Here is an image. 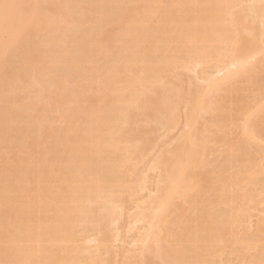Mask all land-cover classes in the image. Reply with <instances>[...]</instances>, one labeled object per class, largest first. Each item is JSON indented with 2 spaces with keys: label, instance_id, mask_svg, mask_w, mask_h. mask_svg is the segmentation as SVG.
<instances>
[{
  "label": "rangeland",
  "instance_id": "374dc122",
  "mask_svg": "<svg viewBox=\"0 0 264 264\" xmlns=\"http://www.w3.org/2000/svg\"><path fill=\"white\" fill-rule=\"evenodd\" d=\"M36 0H23L22 1V3H20V5H19V9L18 10H25V12H27V10H29L30 8L29 7H31V8H33V9H30L29 11H33V13H37L38 15H41V19L39 18V20H41V21H43L42 23L38 20V21H36V20H34L33 21V23H35L34 24V26H32V24L29 26L28 24H27V22H25V20L26 19H24L23 20V22H21V23H19V24H17V25H15L14 26V28L12 29V30H10L9 32H5V34H7V33H10V34H7V35H5V34H3V33H1V35H0V44H1V46H3V50H2V52H1V54H0V56H2L0 59L2 60L1 62L2 63H0L1 65H0V68H1V70H2V68H3V72L1 71V73H0V75L2 76V77H0V82L2 83V81H3V83L4 84H0V86H1V88H0V123L2 122V124H0V132H1V130L3 131H5V129H4V127L6 128L8 125H6V126H4L5 124H3L4 123V121L7 123L8 121H7V119H8V117H9V115H10V120L12 121V118H17V116H18V118H17V122L15 121L14 123H16V125L18 126H16V128L17 129H20L21 128V130H23V131H25L26 129V131L24 132V135L22 134V137L23 136H26L28 133H31L32 135H30V136H32V137H34V138H39V136H41L42 134V136L41 137H43V138H41L40 137V139H38V142H37V140L36 139H34V141L35 142H37V146L38 147H36V143L34 144L33 143V138L31 139V141H29V139H30V136H27V138H28V141L27 140H25V141H27V142H30L29 144L26 142L25 144H23L25 141L23 140L22 141V145L24 146H21V145H19L20 144V137H21V135H19L20 133H23V132H19V130H18V132H19V134H17V133H15L16 131L14 130V129H12L13 128V126H11V129H10V126H8L9 127V130H7L6 131V133H8V131H9V133H8V135L7 136H9V137H3V135L4 136H6V133L5 132H1L0 133V175H3L4 176V178L5 179H1L0 178V180L2 181V183H3V180H6V183H9V186H8V184H7V188L8 189H11L12 191H14V193H11L12 191L11 190H9L8 192V194L9 195H7L6 194V196H5V198H3L4 197V194L6 193H4L3 195H0L1 196V198H0V200H1V202H0V207H1V209H0V214L2 215V216H4V217H2L1 215H0V225H1V223H2V227H4L5 226V224H7L8 223V220H10V221H12V222H9L7 225H6V229L4 230V228H3V232L0 230V250H2L1 249V247H3L5 244L7 245V244H9V240H12L11 242H10V245L12 244V246H13V243H15L16 242V240L15 239H13V237L15 236L14 235V233H15V231H17V229L15 228V227H18L17 226V224L16 223H19V221H17V220H19L20 218V223L19 224H21V225H19V229H20V227H22L23 229H24V227H26L27 225L29 226V227H33V226H35V223H36V215H38V214H40V217H38V220L40 219V221L42 222V224H41V222H40V224L42 225V227L41 228H44V226L45 225H47V223L48 224H50V221H52L53 223L55 222V221H57L56 219V216H55V213H54V209H52V208H54L55 207V204L52 202V197H55V199L56 198H58V195L57 194H55L56 196H53V192L51 193L50 191H46V190H48L49 189V186L46 188V187H44L46 184V181L47 180H49V182L47 183V184H50L51 186H50V190H53V187H52V185H53V183L54 182H56L55 180H56V177H57V175L58 174H60V171H61V173H69V172H71V171H69V170H73L74 168L72 167V166H70V165H68V164H64V163H67V162H70V160L69 161H67L68 160V157L70 156V153H72L71 152V150L73 151V149L75 148V147H77V146H79V145H77V144H80L81 145V142L82 143H84V138L82 139V137H85L86 135H88L89 133L90 134H92V132L90 131H88V130H86V129H89L90 130V121L89 120H87L88 122H86L85 120L88 118V119H90V116H89V113H91V110H89L88 111V109H87V106H88V108L90 107L91 109H93V107H91L92 105L94 106V104L95 103H97L96 104V106H94L95 108H99V110L102 112V110H101V107H103L102 109L104 110V102L102 101L103 99H101V98H104V100L106 99V97H107V95H106V97H104L103 95L104 94H107L105 91H103L104 90V87L103 88H101L102 86H104L103 84H104V82H105V72H106V69H105V62H108V61H110L109 59H108V61H107V59L106 58H104V57H106L105 55H103V53H105V52H101L100 53V50H99V47H102V45H103V47L102 48H106L107 47V49L109 48L110 50H113L116 46L114 45V44H116V39H118L120 36V28L118 27V25L116 26L115 24H113V23H116L117 24V22H111V23H109V22H107V23H109L108 25L107 24H105L103 27H102V33L101 32H99V36L97 37V39L96 38H94L93 39V41H91V38L92 37H90L89 38V36L87 37V35H91V33H93V31H90V30H93V29H95V22L97 23V21L99 20V17H97L98 15L95 13V10H93V8L95 7H93V4H88L86 1L87 0H85V2L83 1V0H74V1H69V0H65V3H64V0H37L36 2H35ZM39 1V2H38ZM83 1V2H82ZM120 1H122V0H120ZM125 2L127 1V0H124ZM129 1V0H128ZM126 2L127 4H125L124 5V8H126V7H128V6H126V5H128L129 4V2ZM134 1V2H133ZM164 1H168V0H131L130 1V6L129 7H131V10L130 9H128V16L126 17L125 16V18H124V20L126 21V20H128V17H129V15L131 16V15H133V13H134V10L136 9H139V8H143L144 6L145 7H147L148 8V6H149V8H150V11H151V9H153V8H156L155 10H156V12H153V10L151 11L152 13H150L149 14V16L150 17H148V19H147V21H149V22H147V25L146 26H144L143 28H142V33L140 34V37H138L140 40H138L137 39V42L135 43L137 46L138 45H140L138 48H140V51L139 50H137V46H134V44H131L130 43V45L131 46H134V47H131L130 45H128V46H130V48H128V47H123V45H125L126 43L125 42H130V40L128 41V39L127 40H124L123 42H121V40L119 41V39L117 40L118 41V45L120 44V46L118 47V48H120L121 46H122V50H124L125 49V53H126V55H127V57H129L130 56V54L131 55H135V51L133 50V48L134 49H136L137 50V54H143L142 55V58L146 55V54H144V53H140L141 51L143 52V50L144 51H146L150 46H149V44L148 43H151V46L153 45V42H152V40H153V32H154V27L156 28V26H157V22H158V20H160L159 19V16L162 14L161 12L165 9V7H166V5L168 6L170 3L172 4V3H174L173 1H175V0H170V2L167 4H165L164 3ZM195 1H197V0H195ZM199 1V0H198ZM202 0H200V2H198L197 4V6H202V3H203V1L201 2ZM244 1H245V3H244ZM251 1V0H250ZM249 0H241L240 2H239V4L237 3V4H235V5H233L232 7H231V9L229 8V10H228V13L229 14H231L233 17H232V19L234 18V20L232 21V19H231V16L227 13V18L225 17V22H224V24H225V27H226V29L228 30V32H232V33H229L228 34V39L226 38V45L224 44V41L223 42H220L219 44H220V46H219V44H215V43H213V42H211V41H209V40H204L205 42H207V43H205V42H202L203 43V45H201L200 43V45L199 44H197V43H195V42H193V41H188V39H186V41H188V42H186V44H184L183 43V46H185L184 47V49H183V47L182 48H180V49H182L183 51L181 52H179L178 53V51L179 50H177V48L176 47H174L173 46V39H172V37H166V39H165V37H163L162 36V34H160V33H156V34H158V35H156L158 38H161V39H163V41H162V45H160V44H158V45H160V46H162V47H159L160 48V50L163 48V50L165 49V47L167 46L168 48H169V51H168V59L170 60L169 61V63L170 64H172L173 63V61L174 62H176V64H175V69L174 70H172V72L170 71V70H168V72H165L164 71V73L163 72H159V73H157V79H156V81L157 80H161L162 81V79L164 78V79H166V77H167V79H166V83H164V80L161 82L160 80V82L159 83H156L157 84V86H156V92L154 93V94H152V96L153 97H151L150 95V97H148V94L147 93H145L144 92V90L147 92V88H149L150 87V85H151V87H152V84H149V82L146 80V76L144 77V74L141 72V66H136L134 69H133V67H132V69L134 70V71H136L135 72V77H134V71L132 70V73L130 74V77H127L128 79H132V77H134V78H138L139 80H140V82H139V80L137 81V82H135V84L133 85L134 86V88H132V90H130V91H132V92H134V93H129V94H134V95H138L139 93V95H140V97L142 96V95H144L145 97H147V99L149 98V104L150 105H152L153 106V109L154 110H156L155 109V107H157V105H158V102L156 103V101H157V98H159V100L158 101H160V95H161V99H165V96H168V97H170V95L172 96L173 95V97L174 98H172L171 97V99H169L168 97H166V99H169V101H171V100H175V101H172V102H170L171 103V107L172 106H174L175 108H171V115H172V117H173V119L170 121V123H168V125H167V129H164V128H166V125H163V126H161L162 125V123H154L153 122V120L152 119H150L151 117H152V111H153V109H152V106H150L149 104V111H151L150 113H148L147 111L148 110H146L145 112L148 114V117L150 116V118H146V116H145V112H143L141 109H136V108H132V109H134V110H130V112H129V116H128V118L126 119V121H125V125L123 124V125H121V126H119V128H117L116 127V129H118V130H114V129H112V131H113V136H114V133L115 132H117L116 134H115V136H117V138L115 137H112V135L110 134V133H112V131H110V130H105V128L104 129H102L103 130V133L102 134H104V136H106L107 135V133L109 132V134L111 135V138L113 139L114 138V141H116V139L117 140H119L120 139V137H121V135H124V133H125V131H126V133H125V137L126 136H128V138L126 137H124V136H122L121 138L122 139H120L119 141H122L123 140V143L122 142H117L116 141V143H118V144H116L117 145V147H113V146H111V148H113V149H111L110 148V146L108 145H106L105 147H103L102 148V156L104 157V158H106L107 156H109V157H107V158H109V159H107L106 158V160H112L111 162L112 163H117V164H115V166H116V168H117V170H119L118 172H119V174L121 175V178H120V176L118 177V180L120 181H118V185L116 184V186H115V188H114V186L112 187V185L109 183V184H107V183H105V184H103V187H105V188H108L109 186L111 187V194H112V190H113V198H110V206L113 208V210L115 211V214H114V216H112L113 215V212L114 211H112V215L110 216V217H112L113 218V220L110 218V220H109V226H110V228H109V226H108V228L110 229V233L111 234H109V231H108V229H107V231H108V234H107V232L105 231V232H102V231H100V232H102L101 234H99L100 232H99V229H97V228H94V231L91 229V227L89 228V227H87L88 225H87V223H81V222H77V221H74L75 223H73L72 224V228L74 227V230H72V235H70L71 236V238L70 237H68L67 239L70 241H74V242H69V241H67V242H69V243H67V242H65L64 243V246H65V249H70L71 250V252H72V254H68V255H66V253H65V251L63 252V249L61 248V247H64L62 244V246H60V248H57V251H58V249H59V251L57 252V257L59 256V255H61V256H59L58 258L60 259V258H62L63 256H62V253H63V255H65V257L66 256H69V258H70V260L68 259L67 260V258H66V261L67 262H69L70 261V263L69 264H72V263H74L73 261H75V263L74 264H108V263H110V264H140V262H141V264H143V261H144V256H143V258L141 257L142 255H144V254H141V253H143V251H142V249L143 248H145V245H147V244H149L150 242V251H148L147 253L149 254H147V253H145V254H147V256H149V258L151 259V261L154 263V261H155V263L154 264H170V263H168L167 262V260L166 259H164V260H161L160 258L162 257V253H164L163 251L165 250V248H163L162 247V244H161V247H159V253L157 254L156 253V247L154 248V246H157L156 245V242L154 241V239L152 238V237H150V236H146V231L148 232V230H145V229H148L149 227L151 228L152 227V225H154L155 224V222H156V220L153 218V211H152V208H151V206L148 204V206L146 207V206H143V205H147L146 203H148L149 201H151V200H149V199H152V197L154 198V196L156 195V197L158 196L156 193L158 192V189L162 186V173H161V171H162V168H164L166 165H164V164H167L173 157V154H175L176 152H178V150L180 149V147H181V143H179V142H183L182 140H184V136H186L187 134H189L190 133V135H192V137L194 138V136H196L197 137V133H198V135H199V141H200V145H199V143L196 141V140H198V139H193L194 141H196L195 143L196 144H198L197 146H196V144H195V146L194 145H192V147H191V149L192 150H196V149H199V150H201V148H200V146H202V147H204V146H206V144L208 143V145H210V147L209 146H207V147H205L204 149L206 150L205 151V160L203 159V160H201L200 161V163L202 162L203 163V161H204V163H203V165L202 164H200V165H202V167H199L198 165V167L197 168H199V169H197L196 167H195V172L197 171V170H199L198 172H201V173H199V174H197V173H195L194 171H193V169H192V172H193V174H192V172L190 173V171H189V181L190 180H192L191 182H192V184H194V183H198L199 182V187H197L198 188V190H197V188H196V193H193L191 196H193V198L191 197L190 199H193V201L194 202H197L196 200H197V198L198 197H201V199H200V201H198V203H191V205L189 204V200L188 199H186V200H184V198H183V196H180L179 194L177 195H175V196H173V198L171 199V200H173L172 202H170V204L172 203V205H170V207L168 206L167 208H166V210H165V214H164V216L162 215L161 217H162V219L160 218L159 219V221H160V224L162 223L163 224V227H164V229H163V231H164V233L163 234H160V236H159V238H158V240H159V242L161 241V240H165L166 239V241L168 242V240H169V242H170V240H171V237L169 238V236H168V234H170V236H175L176 235V233L175 232H177L176 230L177 229H179L178 231L180 232L181 230L182 231H185L186 230V232H190L191 231V226H192V222H190V218H193V217H191V216H189V215H191L192 214V216H193V211L191 210V208L193 209L194 207L196 208V207H198L199 205V208H198V210H200V207H202L201 205H202V200L203 199H205L206 201H208V202H206L205 200H204V203H208V204H205L204 206H206L205 207V210H206V212H208V211H210L209 212V215H210V213H212L211 211L213 210V213L215 214V205L216 204H218V205H216V210H217V213L219 212V214H225V217H224V220H226V219H228V220H226V221H229V222H224V224L225 223H227V224H225L226 225V227H225V229H224V234H220V236H219V234H211V233H209L210 235V237L213 235L214 237H215V241L214 240H212L210 243H207V246H211V249L209 248L204 254H203V260H202V262H201V264H203V263H205L206 262V264H260L261 262V264H264V172L262 171L263 170V166H264V164H263V166H262V164H260V167L259 168H257L256 169V167L257 166H259V162L261 163H264L263 162V158H264V109L262 108L263 106H264V9H262L261 10V8H264V0H254V1H251L250 2ZM257 1V2H256ZM260 3H259V2ZM28 2V3H27ZM30 2H32V3H30ZM63 2V3H62ZM67 2V3H66ZM132 2V3H131ZM36 3V4H35ZM50 3V4H49ZM80 3V4H79ZM85 3V4H84ZM137 3V4H136ZM142 4V6H141V4ZM52 4V5H51ZM54 4V5H53ZM58 5V6H56V5ZM64 4V5H63ZM66 4V5H65ZM77 4V5H76ZM83 6H82V5ZM133 4V5H132ZM136 4V6H134ZM139 4H140V6H139ZM154 4H156V6L154 5ZM160 4V5H159ZM170 4V5H171ZM255 4V5H254ZM258 4V5H257ZM35 5V6H34ZM158 5H159V7H163L162 9H160V8H158ZM244 5H246V6H244ZM248 5V6H247ZM254 5V6H253ZM258 7H257V6ZM22 6V8H20ZM36 6H37V8L38 9H36ZM61 6V8H59ZM88 6V7H87ZM91 6V7H90ZM126 6V7H125ZM150 6H155V7H153V8H151ZM165 6V7H164ZM234 6H236V7H234ZM244 6V7H243ZM35 7V8H34ZM90 7V8H89ZM128 7V8H129ZM240 7V8H239ZM254 7L256 8V10H254ZM261 7V8H260ZM24 8V9H23ZM43 8V9H42ZM51 8V9H50ZM68 8V9H67ZM80 8V9H79ZM232 8H233V10H232ZM235 8V9H234ZM253 8V9H252ZM258 8V9H257ZM40 9V10H39ZM58 9V11H56ZM60 9V10H59ZM66 9H67V11H66ZM79 9V10H78ZM91 9V10H90ZM127 9V8H126ZM160 9V12L158 11L157 12V10H159ZM17 10V13L18 12H20L19 14V16H24V15H22V12L21 11H18ZM69 10V11H68ZM89 10V11H88ZM130 10V11H129ZM148 10V9H147ZM154 10V11H155ZM239 10V11H238ZM246 10V11H245ZM259 10H260V12H259ZM35 11H37V12H35ZM38 11H40V14H39V12ZM56 11V12H55ZM80 11H81V13H80ZM86 11V12H85ZM92 11V12H91ZM232 11V12H231ZM254 11H255V13H254ZM24 12V13H25ZM43 12V13H42ZM64 12V13H63ZM67 12V13H66ZM90 12V13H89ZM251 12H253V13H251ZM56 13H58V14H56ZM65 13H66V15H65ZM84 13H86V14H84ZM132 13V14H131ZM157 13H158V15H157ZM190 14H191V12H189ZM235 15H234V14ZM239 13V14H238ZM243 13V14H242ZM247 13V14H246ZM251 13V14H250ZM37 14H34V16H36ZM56 14V15H55ZM62 14V15H61ZM160 14V15H159ZM188 14V13H187ZM186 14V15H187ZM238 15V17L240 16V17H242V16H245V18H238L239 20V22L241 21V24H239V22L236 20V18H237V15ZM245 14V15H244ZM250 14V15H249ZM261 14V15H260ZM51 15V16H50ZM59 15H61V17H59ZM155 15V16H154ZM192 15V14H191ZM190 15V17L189 16H186L185 17V21H187V20H189L188 18H190V20L189 21H187L188 22V24H190L193 20L192 19H194L192 16ZM242 15V16H241ZM250 17H249V16ZM29 16V19L31 18L30 16V14L28 15ZM50 18H49V17ZM81 16V17H80ZM85 16V17H84ZM262 16V17H261ZM40 17V16H39ZM45 17V18H44ZM52 17V18H51ZM65 19H64V18ZM76 17H77V19H76ZM236 17V18H235ZM251 18V19H248L247 20V18ZM257 17V19H255ZM54 18V19H53ZM59 18H60V20H59ZM61 18H63V20L61 19ZM82 18V19H81ZM152 18V19H151ZM157 18V19H156ZM253 18L255 19L254 21H252L253 20ZM51 19V20H50ZM73 20V22H72V20ZM228 19V20H227ZM242 19V20H241ZM258 19H261V20H258ZM58 22H57V21ZM81 22H80V21ZM152 20V21H151ZM192 20V21H191ZM245 20V21H244ZM251 20V21H250ZM51 21V22H50ZM62 21V22H61ZM63 21L65 22V23H63ZM88 21H89V23H88ZM125 21H124V23H125ZM234 21H236L239 25H240V27H242L241 29H240V31L238 30L240 27H239V25L237 24L236 26H238L239 28H237L235 25H232V23L234 22ZM242 21H244V23L245 22H247V23H245V27L242 25ZM257 21V22H256ZM37 22V23H36ZM49 22V23H48ZM74 23V24H72V23ZM92 22V23H91ZM123 22V21H122ZM187 22H186V24H187ZM190 22V23H189ZM228 24H227V23ZM236 22L234 23V24H236ZM251 22H254L255 24H256V26H254L253 27V25H255L254 23L252 24ZM39 23H40V25L41 26H39ZM48 23V24H47ZM57 23V24H56ZM75 23L76 24H78V26L77 25H75ZM94 23V24H93ZM22 24V25H21ZM27 24V25H26ZM55 24V26H53V25ZM61 24H62V26H61ZM88 24V25H87ZM123 24V23H122ZM246 24H247V26H246ZM18 25H19V27L21 28H19L18 27ZM25 25V26H24ZM38 25V28L36 27V26ZM48 25V26H47ZM57 25V26H56ZM86 25V26H85ZM89 25H91V27H92V25H93V29H91V27L89 26ZM230 27H229V26ZM249 25H251V30H250V33H252L253 31V29L255 30H258V34L256 33L255 35H253V33L252 34H249V31H243V29H247V28H249L250 26ZM18 28H17V27ZM23 26V27H22ZM26 26H27V28L28 27H33L32 29H26ZM61 26V27H60ZM84 26V27H83ZM106 26H108V27H106ZM110 26H112V28L110 27ZM123 26V25H122ZM249 26V27H248ZM34 27H36V29L34 28ZM58 28V29H56V28ZM83 27V28H82ZM115 27H116V29H115ZM119 29H118V28ZM256 27H258V28H256ZM24 28L26 29V30H24ZM77 28V29H76ZM105 28V29H104ZM253 28V29H252ZM18 29V31L16 32V30ZM33 29H35L34 31H32ZM101 29V28H100ZM117 29L120 31L119 32V35H116V33L118 32L117 31ZM151 29V30H150ZM235 29V30H234ZM250 29V28H249ZM261 29H263V30H261ZM37 30V31H36ZM53 30H54V32H53ZM82 30V31H81ZM104 30V31H103ZM238 30V32H236V33H234L235 31H237ZM248 30V29H247ZM255 30V32H257ZM22 31V32H21ZM33 33H32V32ZM36 31V32H35ZM88 31H90V33L88 32ZM116 31V32H115ZM263 31V32H262ZM28 32V33H27ZM41 34V36H40V34ZM77 33L76 35H75V33ZM88 32V33H87ZM113 32H114V34H113ZM240 32V33H239ZM46 33L48 34V35H46ZM101 33V34H100ZM112 33V34H111ZM3 34V35H2ZM37 34V35H36ZM51 34V35H50ZM82 34V35H81ZM84 34V35H83ZM87 34V35H86ZM109 34H110V36H109ZM144 34V35H143ZM230 34H231V36H230ZM239 34H240V36H239ZM16 35V36H15ZM27 35V36H26ZM38 35H39V37H38ZM54 35V36H53ZM249 35V36H248ZM261 35V36H260ZM70 36V37H69ZM119 36V37H118ZM238 36V37H237ZM245 36V37H244ZM253 36V37H252ZM35 37H37V38H35ZM40 37H42V38H40ZM114 38L115 37V41H114V39H112L111 41H113V42H111V41H109L111 38ZM150 37V38H149ZM191 37V36H190ZM250 37V38H249ZM258 37V38H257ZM10 38V39H9ZM67 38V39H66ZM72 38V39H71ZM98 38H102V40L101 39H98ZM149 38V40H146V39H148ZM238 38V39H237ZM256 38V39H255ZM260 38H261V40H260ZM14 41H13V40ZM31 39V40H30ZM33 39V40H32ZM66 39V40H65ZM89 39H90V41H89ZM104 39V40H103ZM106 39V40H105ZM231 39V40H230ZM250 39H253V41L252 40H250ZM2 40V41H1ZM9 40H12L13 42H11V45H10V43H8L7 41H9ZM65 40V41H64ZM80 40H81V42L82 43H80ZM151 40V41H150ZM165 40V41H164ZM166 40H167V43H166ZM171 40H172V42H171ZM245 40H248V41H245ZM260 40V41H259ZM20 41V42H19ZM29 41H30V43L32 44H34V46H33V44L31 45L30 43H29ZM48 41V42H47ZM143 41L145 42V43H143ZM148 41V43H146ZM228 41V42H227ZM234 41V42H233ZM257 41V43L255 44V42ZM66 42V43H65ZM78 42H79V44H78ZM92 42L94 43V45H99V47H97V46H94V47H92ZM102 42V43H101ZM121 42V43H120ZM238 42H240V43H238ZM247 42H248V44H249V46H248V44H247ZM6 43H8L7 45H6ZM13 43V44H12ZM45 43H46V45H45ZM68 43H69V45H68ZM71 43H73V44H75V45H71ZM77 43V44H76ZM108 43H110V44H108ZM138 43V44H137ZM143 43V44H142ZM165 43H166V46H165ZM169 43V45H167ZM195 43V46L193 47V45L192 44H194ZM247 44V45H245V44ZM254 43V44H253ZM20 44V45H19ZM105 44V45H104ZM197 44V45H196ZM211 44H213V45H216V46H213V48L214 47H216V49L218 50V51H213L212 52V50H210L209 49V46L211 45ZM6 45V46H5ZM10 45V46H9ZM13 45L15 46V47H13ZM19 45V46H18ZM23 45V46H22ZM87 45L89 46V45H91V47H92V49L93 50H89L90 52L89 53H91L92 52V54L89 56V54H86V48L85 47H87ZM101 45V46H100ZM110 45V46H109ZM114 45V47H112ZM141 45H142V47H141ZM144 45V46H143ZM147 45V46H146ZM158 45H157V47H158ZM192 45V46H191ZM198 45H199V47H198ZM222 45V46H221ZM252 45V46H251ZM260 45V46H259ZM263 45V46H262ZM5 46V47H4ZM29 48H28V47ZM52 48H51V47ZM57 46H59V47H57ZM83 46H84V48H83ZM106 46V47H105ZM171 46V47H170ZM219 46V47H218ZM235 46H236V49H235ZM240 46V47H239ZM262 46V47H261ZM10 47H13L12 49V51L11 50H8ZM17 47V48H16ZM31 47V48H30ZM35 47V48H34ZM144 47H145V49H144ZM148 47V48H147ZM197 47V49H199V52H202L203 54H201V55H196L194 52L196 51V48ZM206 47H208V48H206ZM212 47V46H211ZM222 47H223V50H222ZM245 47V48H244ZM251 47V48H250ZM6 48V49H5ZM15 48V49H14ZM41 48V49H40ZM43 48V49H42ZM83 48V49H82ZM88 48V47H87ZM132 48V52H128L130 49ZM171 48V49H170ZM176 50H175V49ZM204 48H206V49H204ZM219 48V49H218ZM239 48V49H238ZM254 48V49H253ZM263 48V49H262ZM21 49V50H20ZM63 49H65V50H63ZM91 49V48H90ZM97 49H98V51H97ZM178 49H179V47H178ZM186 49V50H185ZM193 49V50H192ZM235 49V50H234ZM239 50V52L236 54L235 52L236 51H238ZM258 49V50H257ZM5 50V51H4ZM17 50V51H16ZM38 50V51H37ZM44 50H45V52H44ZM55 51V53H57V54H53L54 53V51ZM72 50V51H71ZM77 50V51H76ZM79 50V51H78ZM84 50V51H83ZM206 50L208 51H210L209 53H210V55L208 56V53L206 52ZM221 50V51H220ZM241 50V51H240ZM256 52H255V51ZM10 51V53L8 54V52ZM139 51V52H138ZM177 51V52H176ZM191 52V55H190V53H188V52ZM231 53H229V52ZM257 54H255V55H253V53L254 52ZM52 54H51V53ZM62 53V54H60V53ZM83 52V53H82ZM193 52V53H192ZM226 52L228 53V54H226ZM233 52V53H232ZM252 52V53H251ZM27 53V54H26ZM32 53V54H31ZM36 53V54H35ZM46 53H48V55L46 54ZM51 55H50V54ZM59 53V54H58ZM66 54V59H67V57H68V59H69V61H70V59H71V61H70V65L69 64H67L66 65V63H69V61L68 60H64L65 62L63 63L62 61H63V59H65L64 57H65V54ZM72 53H74V54H72ZM87 53H88V51H87ZM181 53H183L184 54V56H183V54H181ZM207 53V54H206ZM247 53V54H246ZM5 54H7V55H5ZM19 54V55H18ZM64 54V55H63ZM172 54V55H171ZM180 56H179V55ZM193 54V55H192ZM195 54V55H194ZM205 54V55H204ZM219 54H222V55H219ZM233 54H235V56L233 55ZM241 54V55H240ZM12 55V56H11ZM23 55H24V57H23ZM28 55H31L30 57L28 56ZM34 55V56H33ZM53 55H54V57L56 56V58L58 57V58H60V59H58V61H60V62H57V59L55 60L56 62H54V59H53ZM61 55V56H64L63 58H61V56L59 57V56ZM98 55V56H97ZM99 55H100V58L98 59L97 57H99ZM177 57H176V56ZM186 55V56H185ZM213 55V56H212ZM240 55V56H239ZM251 55V58L249 57L248 58V56H250ZM252 55L254 56V57H252ZM8 56V57H7ZM9 56H11V58L9 57ZM18 56V57H17ZM50 56V58L48 59V57ZM52 56V57H51ZM88 56L90 57L89 59H88ZM97 56V57H96ZM124 56H125V54H124ZM136 57H138V55H135ZM158 55H156L155 56V58L157 57ZM194 56V57H193ZM200 56H202V57H200ZM242 56H244V57H246L247 58V60H246V63L244 64V67H245V65H246V70L249 68L250 70H248L247 72H246V70L244 71V75H243V71H242V73H240L239 75H238V73L236 72V70L234 71L233 70V72L231 71L233 68H231V70L229 69V71H227L228 70V68H229V66H230V64L232 65L238 58H240V57H242ZM256 56V57H255ZM78 57V58H77ZM103 57V58H102ZM135 57V58H136ZM140 57V59H141V55L139 56ZM147 57V58H146ZM146 57H144L145 59H147V60H145V61H149L150 59H152L153 60V56L151 57V56H146ZM8 58V59H7ZM21 58H23V59H21ZM84 58V60H82ZM154 58V59H155ZM184 58V59H183ZM191 58V59H190ZM198 60H197V59ZM199 58H201V60L199 59ZM205 58V59H204ZM231 58V59H230ZM255 58H256V60H255ZM7 59V60H6ZM46 59V60H45ZM79 59V60H78ZM87 59V60H86ZM139 58H138V61H141ZM174 59V60H173ZM177 59V60H176ZM194 59H196V60H194ZM4 60V61H3ZM13 60H14V62H13ZM22 60H23V62H22ZM104 60H105V62H104ZM187 60V61H186ZM189 60H191V61H189ZM206 60H207V62H206ZM218 60V61H217ZM260 60V61H259ZM19 61V62H18ZM37 61V62H36ZM40 61V62H39ZM42 61V62H41ZM43 61L45 62V63H43ZM51 61V62H50ZM68 61V62H67ZM86 61V62H85ZM92 61H93V63H92ZM99 61V62H98ZM177 61H179V62H177ZM195 61V62H194ZM231 61H232V63H231ZM7 62V63H6ZM21 62V63H20ZM28 62V63H27ZM35 62H36V64H35ZM71 62H74V64H72ZM199 62H200V64H199ZM258 62V63H257ZM23 63V64H22ZM34 63V64H33ZM38 63V64H37ZM42 65H40V64ZM52 63V64H51ZM86 63V64H85ZM115 63V62H114ZM118 63H120L117 67L118 68H122L121 67V65L123 64L122 62H117V64ZM122 63V64H121ZM204 63V64H203ZM222 65H221V64ZM256 63V64H255ZM263 63V64H262ZM11 64H13V65H11ZM15 64H16V66H15ZM22 64V65H21ZM44 64V65H43ZM48 64V65H47ZM82 64V65H81ZM84 64H85V67H84ZM137 64H139L140 65V63L139 62H137ZM142 64V63H141ZM169 64V65H170ZM178 64V65H177ZM202 64V65H201ZM225 64H226V66H225ZM229 64V65H228ZM247 64H249L248 65V67H247ZM255 64V67H253V65ZM7 65V66H6ZM38 65V66H37ZM61 66V69H60V66ZM72 65H74V66H76V67H74V66H72ZM96 65V66H95ZM104 65V66H103ZM189 65V66H188ZM201 65V66H200ZM220 65V66H219ZM9 66H10V70H8L9 69ZM29 66V67H28ZM63 66V67H62ZM68 66V67H67ZM86 66H88V67H86ZM123 66V65H122ZM183 66H184V68H183ZM186 66V67H185ZM221 66L222 67H224V68H221ZM258 66V67H257ZM32 67V68H31ZM41 67H43V68H41ZM44 67H46V69H44ZM73 67V68H72ZM91 67L93 68V69H91ZM114 67H116V65L114 64ZM117 67H116V69L115 70H120V69H117ZM140 67V68H139ZM215 67H217V68H215ZM226 67H227V69H226ZM231 67H236L235 65L233 66H231ZM256 68L255 70H253V68ZM14 68V69H13ZM15 68H16V70H15ZM22 68V69H21ZM40 68V69H39ZM48 68V69H47ZM59 68V69H58ZM87 70H86V69ZM90 68V69H89ZM138 68L140 69V70H138ZM171 68V67H170ZM177 68V69H176ZM180 68H183V69H181V70H179ZM192 68V69H191ZM259 68V69H258ZM263 68V69H262ZM63 69V70H62ZM100 69V70H99ZM215 69L217 70V71H215ZM226 69V70H225ZM236 69V68H235ZM258 69V70H257ZM7 70V71H6ZM40 70V71H39ZM41 70H44V71H41ZM86 70V71H85ZM92 70H94V71H92ZM95 70H96V72H95ZM99 72H98V71ZM101 70H103V73H102V71ZM220 70H222V71H220ZM261 70V71H260ZM22 71V72H21ZM39 73V74H37L36 75V73L37 72ZM70 71V72H69ZM73 71V72H72ZM76 71H77V74L75 75V73H76ZM80 71V72H79ZM89 71H92V73H90ZM138 71V72H137ZM170 71V72H169ZM224 71H226L228 74H229V72L231 73L232 72V74H231V78L228 76L227 77V74H226V72H224ZM255 71V72H254ZM10 72V73H9ZM14 72H15V75L13 76V74H14ZM17 72V73H16ZM44 72V73H43ZM52 72V73H51ZM62 74H61V73ZM65 72V73H64ZM72 72V73H71ZM139 72L140 73H142V74H139ZM217 72H218V74H217ZM219 72H221V73H219ZM237 73L236 74V76H235V74H234V76H233V73ZM257 72H259V73H257ZM6 73V74H5ZM42 73V74H41ZM55 73V74H54ZM69 75H68V74ZM80 73V74H79ZM82 73V74H81ZM85 73H87V75H85ZM137 73V74H136ZM161 73H163V74H161ZM168 73V74H167ZM254 73V74H253ZM261 73H262V75H261ZM3 74V75H2ZM4 74H5V76H4ZM61 74V75H60ZM64 74H65V76L67 77H65L64 76ZM71 74L73 75L74 74V76L72 77V79L74 78V80H71V79H69L70 77L69 76H71ZM160 74V75H159ZM165 74H167V75H165ZM215 74V75H214ZM221 74V75H220ZM223 74H226V76H225V78L226 79H224L226 82H224L223 83V81L222 82H220V83H222L223 84V86L220 84V83H218L217 82V80L218 81H220L219 79H217V77H221V76H223ZM26 75V76H25ZM43 75V76H42ZM45 75H47L48 77H46V78H51L52 79V77L55 79H52V80H54L55 82L56 81H58L57 80V78H62V80L61 79H59V85H60V87L58 86V84H57V82H56V84H57V86L55 87H53V89L54 90H52V92L50 91V88L51 87H49L48 85L50 84V82L52 81V80H50V79H47L46 81L47 82H49L48 83V85H46L47 84V82L46 81H44V77H45ZM54 75V76H53ZM62 76L63 75V77H64V79H63V77H57V76ZM82 75H85L84 77L82 76ZM88 75H89V78H90V81H91V79H93L94 81H91V83L93 82H96L95 84H97L96 86H95V84H93V85H90L89 83H90V81H89V78H88ZM140 75V76H139ZM169 75V76H168ZM178 75V76H177ZM208 75V76H207ZM214 75V76H213ZM248 75H249V77H248ZM9 76V77H8ZM19 76V77H18ZM21 76V77H20ZM24 76V77H23ZM36 76H39V77H36ZM52 76V77H51ZM79 76L81 77V80H80V78H79ZM129 76V75H128ZM141 76H142V78H141ZM161 76V77H160ZM163 76V77H162ZM210 76V77H209ZM232 76L234 77V78H232ZM243 76V77H242ZM251 76H254V77H252V78H250ZM258 76V77H257ZM56 77V78H55ZM75 77H76V79H75ZM103 77H104V81L103 80H101V78L103 79ZM240 77H241V79H240ZM261 77V78H260ZM3 78V79H2ZM14 78H16L15 80H14ZM45 78V79H46ZM78 78V79H77ZM132 79V80H135L136 81V79ZM206 78V79H205ZM229 80H228V79ZM238 78V79H237ZM243 78V79H242ZM249 78V79H248ZM254 78H256V80H254V82L252 83V80L254 79ZM258 78L260 79V80H258ZM6 79V80H5ZM9 79V80H8ZM14 80V82H13V80ZM26 79L28 80V81H26ZM67 79H68V81H69V86H72V87H70V90H68L67 92H69V91H74L75 89V91L73 92V93H71L70 95L71 96H73V97H71V96H68L67 98H66V100L63 98V101L65 102V104H64V102L62 103V99L60 98V94L61 93H64L65 91H64V89L62 90V86H63V88L64 87H66V85H67V87L69 88V86H68V84L66 83V85L64 86V84H65V82H68L67 81ZM83 79V80H82ZM97 79V80H96ZM147 79H148V76H147ZM211 81V82H213V81H216V83H218L217 85H219L218 86V88L216 89V92H215V90H212V92L210 93V95H212V96H210V97H212L214 100H211V101H214V102H211L209 99H211L210 97H207L206 98V101L204 102L205 103V105H203V108L205 109V110H203V111H201V112H199V113H203V115H202V117H201V115H200V117L199 116H197L196 117V119H198V121H199V123H200V125L199 124H197L198 123V121H195V123H193V125H191V126H189L186 122L188 121L187 119H188V114H189V111H190V102H191V99H192V95L194 94V91L195 90H199V88H200V90H201V87H203L202 89H204L205 90V87L207 88V85L209 84V80ZM217 79V80H216ZM221 79H222V77H221ZM231 79V80H230ZM246 79V80H245ZM11 80V81H10ZM21 80V81H20ZM40 80H43V81H41L40 82ZM48 80H50V81H48ZM63 80H66L65 82H63V83H61ZM76 80V82L74 83V81ZM86 80H88V81H86ZM100 80V81H99ZM173 80V81H172ZM191 80V81H190ZM228 80V81H227ZM234 80V81H233ZM249 80V81H248ZM7 82V83H5V82ZM28 83H26V82ZM32 81V82H31ZM61 81V82H60ZM72 81V82H71ZM144 81H145V83H144ZM147 81V82H146ZM207 81H209L208 82V84H207ZM237 81V82H236ZM240 81V82H239ZM242 81H245V82H242ZM248 81V82H247ZM25 82V83H24ZM30 82V83H29ZM41 83V85H39L38 83ZM43 82H45V85L44 86H46L47 88H45V89H43L44 88V86H42L44 83ZM70 82L71 83H74V84H71L70 85ZM112 82H114V81H112ZM192 82V83H191ZM229 82V84H228V86H227V88H226V84ZM247 82V83H246ZM252 84H251V83ZM12 83V84H11ZM19 83V84H18ZM83 83H86L85 85L83 84ZM102 83V84H101ZM160 83H163V84H160ZM207 85H206V84ZM231 83V84H230ZM257 83V84H256ZM7 84V85H6ZM17 84H18V86H17ZM62 84V85H61ZM76 84V85H75ZM82 84V85H81ZM99 84H101L100 86H98ZM137 84V85H136ZM147 84H149V85H147ZM155 84V85H156ZM158 84L160 85V86H158ZM168 84V85H167ZM196 84V85H195ZM225 84V85H224ZM237 84V85H236ZM29 85V86H28ZM74 85V86H73ZM144 85H146L145 87H144ZM154 85V86H155ZM162 85V86H161ZM163 85H165V87H167L168 88V86H169V89H172L173 88V90H174V93L172 92L173 90H166L165 88H164V86ZM167 85V86H166ZM192 85H194V87H191ZM201 85V86H200ZM220 85H221V87H220ZM233 85H235V86H233ZM260 85V86H259ZM4 86H7L5 89H4ZM11 86V87H10ZM40 86V87H39ZM86 86V87H85ZM93 86V87H92ZM196 86V87H195ZM205 86V87H204ZM230 86V87H229ZM232 86V87H231ZM29 87V88H28ZM33 87V88H32ZM38 87H39V89H38ZM59 87V88H58ZM66 87V88H67ZM75 87V88H74ZM91 87H92V89H91ZM164 88V91L166 90L167 92H164V94L162 95V92H163V88ZM171 87V88H170ZM235 87V88H234ZM236 87H238V88H236ZM261 87V88H260ZM23 88V89H22ZM25 88H26V91H25ZM32 88V89H31ZM35 88H37V90H35ZM72 88H74V90L72 89ZM91 90H89V89ZM96 88V89H95ZM98 88V89H97ZM101 88V89H100ZM112 88V87H111ZM143 88V89H142ZM155 88V87H154ZM161 89V91H160V89ZM198 88V89H197ZM233 88V89H232ZM8 89H10V90H8ZM42 89H43V91H42ZM48 91H47V90ZM52 89V88H51ZM59 89V90H58ZM103 89V90H102ZM113 89V88H112ZM195 89V90H194ZM215 89V88H214ZM224 89V90H223ZM234 89H236V90H234ZM15 90V91H14ZM20 90V91H19ZM31 90V91H30ZM41 92H40V91ZM45 90V91H44ZM60 90H62L61 91V93H59L60 92ZM78 90V91H77ZM128 90V91H129ZM203 90V91H204ZM218 90V91H217ZM14 91V92H13ZM25 91V92H24ZM28 91V92H27ZM50 91V92H49ZM54 91V92H53ZM56 91V92H55ZM59 91V92H58ZM89 91H90V93H89ZM93 91V92H92ZM96 91V92H95ZM98 91H100L101 93H102V91H103V93L102 94H100V92H98ZM127 91V92H128ZM129 91V92H130ZM157 91L159 92V93H157ZM191 92V93H188V92ZM202 91V90H201ZM214 91V92H213ZM224 91H226V92H224ZM2 92V93H1ZM18 94H17V93ZM27 92V93H26ZM67 92H65V93H67ZM79 92V93H78ZM170 93V95H168L169 93ZM14 93H16V94H14ZM23 95H22V94ZM29 93V94H28ZM35 93H39L38 95H36ZM40 93H43V94H40ZM45 93H47L46 95H45ZM95 93H97V94H95ZM142 93V94H141ZM157 93V94H156ZM168 93V94H167ZM172 93V94H171ZM176 93V95L174 96V94ZM216 93V94H215ZM220 93H222V95L223 96H221V94ZM11 94V95H10ZM13 94V95H12ZM21 94V95H20ZM50 94V95H49ZM52 94H55V95H52ZM167 94V95H166ZM189 94V95H188ZM4 95V96H3ZM34 95H36V97L34 96ZM48 96L47 98H43V96ZM52 95V96H51ZM78 95H79V97H78ZM83 95V96H82ZM85 95H87L86 97H85ZM89 95V96H88ZM94 95V96H93ZM100 95H101V97H100ZM127 95H128V93H127ZM138 95V96H139ZM158 95V97L157 98H155L156 96ZM165 95V96H164ZM181 95V96H180ZM29 96H31V97H29ZM38 96V97H37ZM56 96V97H55ZM57 96H59V99L57 98ZM76 96V97H75ZM103 96V97H102ZM191 96V98H189ZM217 96V97H216ZM221 96V97H220ZM229 96V97H228ZM41 97V100L43 99H46V101H41L39 98ZM78 97V99H76ZM91 97V98H90ZM93 97L96 99V101H94L95 103L94 104H92L93 103ZM96 97H99V98H96ZM180 97V98H179ZM227 97V98H226ZM3 98V99H2ZM7 98V99H6ZM10 98V99H9ZM29 98V99H28ZM70 98H72V100H70ZM83 98H84V100H83ZM87 98H89L88 99V101H87ZM108 100L106 101L105 100V104H106V102H110L111 101V99H112V97H110L109 95H108ZM142 98V97H141ZM153 98V99H152ZM155 98V99H154ZM209 98V99H208ZM217 98V99H216ZM219 98V99H218ZM222 98V99H221ZM23 99V100H22ZM28 101H27V100ZM38 101H37V100ZM49 99V100H48ZM50 99H52V101H50ZM61 99V100H60ZM68 99V100H67ZM91 99V101H89ZM150 99H151V101H150ZM187 99V100H186ZM224 99V100H223ZM3 100H4V102H3ZM8 100V101H7ZM19 100H21V101H19ZM58 100H60V102L58 101ZM70 100V101H69ZM98 100H100V101H98ZM156 100V101H155ZM178 100V101H177ZM262 100V101H261ZM13 101V102H12ZM50 102V105H49V102ZM88 103H87V102ZM207 101H209V103H211L209 106L211 107H208V105H206L207 104ZM223 103H222V102ZM225 101V102H224ZM8 102V103H7ZM37 102V103H36ZM39 102V103H38ZM45 102V103H44ZM68 102V103H67ZM69 102H70V104H69ZM78 102V103H77ZM80 102V103H79ZM82 102V103H81ZM101 102H103V103H101ZM151 102H152V104H151ZM186 102L188 103L186 106H185V104H186ZM218 102H220V103H222V104H220V103H218ZM260 102V103H259ZM6 104L5 106H4V104ZM16 103V104H15ZM19 103V104H18ZM42 103V104H41ZM77 103V104H76ZM99 103V104H98ZM156 103V104H155ZM208 103V104H209ZM214 103V104H213ZM215 103H217V104H215ZM22 106H21V105ZM60 104V105H59ZM69 104V105H68ZM81 104V105H80ZM83 104V105H82ZM92 104V105H91ZM103 104V105H102ZM154 104V105H153ZM174 104V105H173ZM224 104V105H223ZM9 105V106H8ZM13 105V106H12ZM17 105H19V107H17ZM27 105V107H24V106H26ZM51 105H55L54 106V108H53V106H51ZM68 105V106H67ZM87 105V106H86ZM219 105V107H217ZM220 105H222V106H220ZM15 106V107H14ZM31 106L32 107H34V108H32L31 109ZM46 106H49V107H46ZM72 106V107H71ZM101 106V107H100ZM205 106L206 107H208L207 109L205 108ZM214 106V107H213ZM224 106V107H223ZM13 107V108H12ZM40 107V108H39ZM188 107V111H186V109L185 108H187ZM216 107V108H215ZM221 107V108H220ZM223 107V108H222ZM261 107V108H260ZM10 109V110H7V109ZM12 108V109H11ZM36 108V109H35ZM49 109V110H45V109ZM60 108V109H59ZM68 110H67V109ZM81 108H82V110H81ZM89 108V109H90ZM212 108H214V109H212ZM220 108V109H219ZM259 108V109H258ZM4 109V110H3ZM21 109V110H20ZM26 109H27V111H29V112H26ZM35 109V110H34ZM79 109H80V111H79ZM87 109V110H86ZM135 109H136V111H135ZM148 109V108H147ZM210 109H212V111L210 110ZM18 111L17 113H16V111ZM25 110V112L23 113V111ZM39 110V111H38ZM52 112H51V111ZM55 110V111H54ZM173 110H175L174 112H172ZM206 110H210V111H206ZM224 110V111H223ZM15 111V112H14ZM35 111V112H34ZM49 111V112H48ZM54 111V112H53ZM134 111V112H133ZM138 111H142V113H144V114H142L141 112V114L138 112ZM204 111L206 112V113H204ZM217 111V112H216ZM220 111V112H219ZM87 112V113H86ZM177 112V113H176ZM212 112V113H211ZM222 112V113H221ZM248 112V113H247ZM258 112V113H257ZM7 113V114H6ZM12 113V114H11ZM14 113V114H13ZM35 113H37V115L35 114ZM104 113V112H103ZM134 113H136V115L133 114ZM198 113V114H199ZM218 113H220V114H218ZM246 113V114H245ZM257 113V114H256ZM260 113V114H259ZM20 114V115H19ZM27 116H26V115ZM46 114H48V115H46ZM81 114H83V116L81 115ZM132 114V115H131ZM139 114V115H138ZM186 114H187V116H186ZM197 114V115H198ZM214 114V115H213ZM228 116H227V115ZM251 115V117H250V119H248L249 118V116L248 115ZM256 114V115H255ZM7 115V116H6ZM28 115H30V116H28ZM42 115H44V117L42 116ZM81 115V116H80ZM85 115V116H84ZM91 115V114H90ZM116 115V114H115ZM114 115V116H115ZM220 115V116H219ZM14 116H16V117H14ZM24 116V117H23ZM47 117V119H46V117ZM86 116H87V118H86ZM114 116L112 117L113 119H114ZM133 116H135V118L133 119V120H131L132 118H133ZM139 116H141V119H140V117ZM215 116H217V117H215ZM219 116V117H218ZM247 116V118H245ZM5 117V118H4ZM29 117H31V118H29ZM131 117V118H130ZM137 117V118H136ZM142 117H145V121L142 119ZM199 117V118H198ZM20 118H21V120H22V123L24 124V125H22L21 124V122H19L18 120H20ZM23 118H25L24 120H23ZM43 118V119H42ZM49 118V119H48ZM86 118V119H85ZM115 118H116V116H115ZM117 118H118V116H117ZM138 118L140 119V120H138ZM220 118V119H219ZM223 120H222V119ZM251 119H252V121H251ZM254 119V120H253ZM9 120V121H10ZM20 120V121H21ZM42 120V121H41ZM79 120V121H78ZM150 120H152V121H150ZM217 120V121H216ZM227 120V121H226ZM249 122H248V121ZM13 121H14V119H13ZM13 121H12V123H13ZM33 121V123H31V122ZM136 121H138V122H140L141 123V121H142V125H140L139 123V126H137L138 124H136L135 125V122ZM143 121L144 122H146V123H144L143 124ZM202 123H201V122ZM213 121H215V123H212ZM221 121V122H220ZM244 121H246L247 123H245L244 125H243V122ZM254 121V122H253ZM26 122V123H25ZM80 122V123H79ZM85 122V123H84ZM149 122H151V124L149 123ZM172 122H174V123H172ZM203 122H204V126H203ZM218 122V123H217ZM223 122V123H222ZM224 122H226V123H224ZM251 122V123H250ZM19 123L21 124V126L19 125ZM30 124V126H29V124ZM35 123V124H34ZM49 123V124H48ZM83 123V124H82ZM132 123H134V124H132ZM149 123V124H148ZM217 123V124H216ZM221 123H222V125H221ZM7 124H9V123H7ZM26 124H27V127H26ZM33 124V125H32ZM40 124V125H39ZM41 124H45L44 126L43 125H41ZM76 124V125H75ZM185 124H187V125H185ZM194 124H197L198 126H196L195 128L194 127H192V126H194ZM242 124V125H241ZM248 124H250V126H252V125H254L253 127H250ZM37 125V126H36ZM75 125V126H74ZM149 125V126H148ZM214 125V127L212 128V126ZM218 125H220V126H218ZM224 125V127L223 128H225V130H227L226 132H224V130L223 129H220L221 130V132H219V128H222L221 126H223ZM247 125V126H246ZM33 126V127H32ZM35 126V127H34ZM73 126V127H72ZM89 126V127H88ZM146 126V127H145ZM148 126V127H147ZM186 126H188L189 128H187ZM203 126V127H202ZM211 128H210V127ZM241 126H243L242 128H244L245 126L246 127H248L247 129L249 130V132H251V134H252V136L250 137V138H252V140L250 139V138H248V137H243L244 136V134L242 135L241 134V132H243V131H240L239 130V128H241ZM8 127L6 128V129H8ZM32 127V128H31ZM42 127V128H41ZM72 128V130H75L76 131V133L78 134V135H76V139L78 140H75L74 138H72V136L74 137L75 135H74V132L73 131H71V128ZM92 127H94V126H92ZM91 127V128H92ZM135 128V130L134 129H132V128ZM153 127V128H152ZM162 127V128H161ZM208 127H209V129H208ZM3 128V129H2ZM14 128H15V126H14ZM15 128V129H16ZM30 130H29V129ZM66 128V129H65ZM75 128V129H74ZM77 128V129H76ZM82 128V129H81ZM143 128V129H142ZM147 128V129H146ZM193 128V129H192ZM241 128V129H242ZM249 128H251V129H253L254 131V133L256 132L257 134H253V132L252 131H250V129ZM63 129V130H62ZM85 129V132L86 133H84V134H86V135H79V134H82L83 133V130ZM121 129V130H120ZM202 129H204L203 131H202ZM218 131H217V130ZM11 130V131H10ZM12 130H13V132L16 134V135H18L17 136V139H16V135L15 134H13V132H12ZM66 130V131H65ZM123 130V131H122ZM131 130H132V132H131ZM142 130L144 131V132H142ZM191 132H190V131ZM194 130V131H193ZM200 130H201V132H200ZM206 130H208V131H210V133L208 132V131H206ZM243 130V129H242ZM258 132H257V131ZM35 131V132H34ZM78 131V132H77ZM134 131V132H133ZM212 131V132H211ZM10 132H12L11 134H13V135H11L10 134ZM48 132V133H47ZM50 132V133H49ZM67 132H69L70 133V135H71V137L69 136V133H67ZM87 132H88V134H87ZM121 132V133H120ZM123 132V133H122ZM148 134H147V133ZM187 132V133H186ZM195 132H197V133H195ZM215 132H217V134H216V137L217 138H215L214 136H213V134H215ZM223 132V136H222V133ZM61 133V134H60ZM72 133H73V135H72ZM106 133V134H105ZM142 133V134H141ZM145 133V134H144ZM150 133V134H149ZM201 135H200V134ZM204 133V134H203ZM220 133V134H219ZM260 133V134H259ZM53 134V135H52ZM55 134H56V136H55ZM58 134V135H57ZM67 134H68V137L69 138H67ZM96 134V133H95ZM118 134V135H117ZM184 134H186V135H184ZM195 134V135H194ZM225 134V135H224ZM10 135H11V137H10ZM46 136V138H45V136ZM66 135V136H65ZM92 135H94V133L92 134ZM92 135H90V137L92 136ZM141 135H143V136H141ZM183 135V136H182ZM212 135V136H211ZM221 135V136H220ZM240 135V136H239ZM254 135H256L257 136V138H256V140H255V136ZM60 136V137H59ZM63 136H65V141H66V139H68L69 140V145H63L62 144V142H63V140H64V137ZM81 136V137H80ZM131 136V137H130ZM150 136V138L149 139H146V138H148ZM182 136V137H181ZM205 137V139H203V137ZM221 138H220V137ZM19 137V138H18ZM87 137V136H86ZM85 137V138H86ZM135 137V138H134ZM142 137V138H141ZM202 138V140H205V141H201V138ZM226 138V141H225V139L223 140V138ZM259 137V138H258ZM4 138V139H3ZM25 138V137H24ZM24 138H21V140L22 139H24ZM59 138V139H58ZM71 138V139H70ZM81 138V139H80ZM88 138H89V136L86 138V140H85V142L88 140ZM119 138V139H118ZM125 138V139H124ZM145 138V139H144ZM211 138H213L212 140H211ZM235 138V139H234ZM237 138H239V139H237ZM247 138H248V140L250 139V141H248L247 140ZM254 138V139H253ZM44 139V140H43ZM48 139H50L49 141H48ZM61 139H62V141H61ZM131 139V140H130ZM140 139H143L142 141L140 140ZM220 139H222V140H220ZM234 139V140H233ZM242 139V140H241ZM259 139V140H258ZM13 140H14V142H13ZM47 140V141H46ZM54 140H56L55 142H54ZM61 141V145H59L58 144V142L57 141ZM67 140V141H68ZM72 140H75V141H72ZM126 142H125V141ZM128 140H129V142H128ZM139 140V141H138ZM150 140V141H149ZM179 140V141H178ZM207 140V141H206ZM247 140V141H246ZM41 141V142H40ZM45 141V142H44ZM77 141V142H76ZM81 141V142H80ZM144 141V143H142ZM223 141H224V143H223ZM232 141H233V143L234 144H236V145H233L232 147L233 148H231V149H233L234 151H232L231 150V152H233L232 154H234L233 155V157H236L237 156V154H238V156L236 157V158H234V159H236V161L234 160V162H233V160H232V164H230L229 162H228V159H227V156L228 155H226V154H228L227 153V151H229L228 149H230V147H231V144H233L232 143ZM251 141H253V142H251ZM257 141V142H256ZM260 141V142H259ZM53 142V143H52ZM56 142H57V144H56ZM74 142V143H73ZM75 142H76V144H75ZM131 142H133V143H131ZM230 142V143H229ZM240 142V143H239ZM242 142V143H241ZM250 142V143H249ZM5 143H6V145H5ZM11 145H9V144ZM19 143V144H18ZM41 143V144H40ZM54 143H55V145H54ZM129 143H131V144H129ZM142 143V144H141ZM210 143H212V144H210ZM230 144V146H229V144ZM251 143H252V145H251ZM257 143V144H256ZM15 144L16 145H19L18 147H16L15 146ZM53 144V145H52ZM74 144V145H73ZM127 144V145H126ZM139 144H140V147H139ZM149 144V145H148ZM178 144V145H177ZM241 144V145H240ZM257 147V148H254L255 146ZM25 145H27V146H25ZM31 145V146H30ZM71 145H73L74 147H72ZM77 145V146H76ZM124 145H125V147H124ZM174 145H176V146H174ZM204 145V146H203ZM226 147H225V146ZM239 145V146H238ZM243 145V146H242ZM3 146V147H2ZM4 146H5V148H4ZM16 148H15V147ZM58 146H61L60 148L58 147ZM62 146L64 147V148H66V149H64V148H62ZM69 146V147H68ZM71 146V147H70ZM121 146H123V148L121 147ZM127 146V147H126ZM144 146H146V148L143 147ZM177 146H180V147H178V149H177ZM194 146V147H193ZM242 146V147H241ZM259 146V147H258ZM29 147V148H28ZM33 147V148H32ZM132 147H134V148H132ZM174 147V149H172ZM199 147V148H198ZM252 147V148H251ZM18 148V149H17ZM29 150H27V149ZM31 148V149H30ZM50 148V149H49ZM69 148L71 149L69 152H68V150H69ZM104 148H108L107 150H105ZM115 148V149H114ZM135 148H138V149H136V151H135ZM236 148V149H235ZM241 150H240V149ZM262 148V149H261ZM4 149V150H3ZM15 149V150H14ZM21 149V150H20ZM51 149L53 150L52 151V153H51ZM56 149V150H55ZM60 149V150H59ZM124 149H127V150H124ZM176 149V150H175ZM210 149V150H209ZM238 149V150H237ZM245 149H246V151H248L249 152V154H248V152H247V154H248V156H252V157H246L247 156V154H245ZM252 149L253 150H255L256 149V151L257 150H259V151H261V150H263V151H261V152H258V153H254L253 151H252ZM50 150V151H49ZM120 150V151H119ZM131 150V151H130ZM138 150H140V151H138ZM209 150V151H208ZM226 150V151H225ZM240 150V151H239ZM28 153H27V152ZM46 151V152H45ZM122 151V152H121ZM143 151V152H142ZM145 151V152H144ZM172 152V155L170 156V154H171V152ZM198 151V150H197ZM202 151L204 152V150L202 149ZM221 151V152H220ZM224 151V152H223ZM2 152V153H1ZM9 152V153H8ZM115 152V153H114ZM116 152H117V154H116ZM135 152V153H134ZM142 153V155L139 153ZM170 152V153H169ZM174 152V153H173ZM203 152H201L202 154H203ZM241 154H243V155H241ZM244 152V153H243ZM251 152H253L254 154H256L255 156H254V154L253 153H251ZM7 153H8V155H7ZM13 155H12V154ZM20 153V154H19ZM22 153V154H21ZM53 153H54V155H53ZM60 153H62V155H60ZM66 153H68V155H67V157H66ZM110 153V154H109ZM131 153V154H130ZM236 153V154H235ZM6 154V155H5ZM45 154V155H44ZM122 154V156H120ZM127 154H128V156H127ZM133 154V155H132ZM202 154H200L201 155V157L200 158H202ZM207 154V155H206ZM221 154V155H220ZM226 155V158L225 157H223V156H225ZM252 154V155H251ZM10 155V156H9ZM22 155V156H21ZM41 155H42V157H41ZM49 155V156H48ZM72 155H73V153L71 154V157H72ZM125 155V156H124ZM132 155V156H131ZM168 155V156H167ZM263 155V156H262ZM2 156H3V158H2ZM5 156H6V158H5ZM12 156V157H11ZM45 156V157H44ZM130 156V157H129ZM27 157H29L28 159H27ZM44 157V158H43ZM55 157H57L56 159H55ZM59 157V158H58ZM117 157V158H116ZM119 157V158H118ZM126 157V158H125ZM221 157H223V158H221ZM232 157V158H233ZM247 159H246V158ZM256 159H255V158ZM257 157H259V158H257ZM5 158V159H4ZM26 158V159H25ZM41 160H40V159ZM66 158H67V160H66ZM126 160H125V159ZM133 160H132V159ZM248 158H249V161H250V159L252 160L253 159V161H251V163L250 162H248L247 160H248ZM261 158V159H260ZM3 159V160H2ZM20 159V160H19ZM47 159V160H46ZM69 159H71V161H72V158H69ZM113 159H115V160H113ZM122 159V160H121ZM124 159V160H123ZM129 159H130V161H129ZM136 159V160H135ZM166 161H165V160ZM215 159V160H214ZM222 159H223V161H222ZM227 159V160H226ZM255 159V160H254ZM17 160V161H16ZM26 160H28V161H26ZM38 160V161H37ZM57 160V161H56ZM59 160V161H58ZM117 160V161H116ZM123 161L122 163H119V162H121V161ZM239 160H241V162L244 164H246V162H247V164L245 165H242L241 166V171H239L240 172V175L239 176H243V177H240L239 178V176L236 174V173H238V170H240V169H236L240 164H242ZM260 160V161H259ZM6 161V162H5ZM11 161H12V166H11ZM18 161L20 162L19 164H17L18 163ZM47 161V162H46ZM114 161V162H113ZM116 161V162H115ZM127 161V163H125ZM129 161V162H128ZM156 161V162H155ZM224 161H225V163H224ZM246 161V162H245ZM31 162V163H30ZM43 162V163H42ZM64 162V163H63ZM161 162V163H160ZM165 162V163H164ZM219 162V163H218ZM223 162V163H222ZM228 162V163H227ZM238 162H240V163H238ZM252 162H258V163H256V165L257 166H255L254 167V165H252ZM33 163V164H32ZM40 163H41V165H44L45 167H49L50 168V166H51V164H52V166H51V168L53 169H50V170H52V171H50L49 170V168H48V170L49 171H47L46 170V168L45 167H43V166H40ZM54 163H60V165L58 166V164H54ZM72 162H70V164H71ZM158 163V164H157ZM236 163V164H235ZM249 163L251 164L250 166L251 167H253V168H251V170L250 169H248V167H250L249 166ZM8 166H7V165ZM20 164L22 165V166H24L25 164V166L24 167H22V166H20ZM36 164V165H35ZM16 166V168L14 169V167ZM17 165H19V166H17ZM32 165V166H31ZM39 165V166H38ZM50 165V166H49ZM66 165H68L69 166V168H66L65 166ZM118 165V166H117ZM164 165V166H163ZM237 165V166H236ZM3 166H6V167H3ZM11 166V167H10ZM27 166V167H26ZM31 166V167H30ZM34 166V167H33ZM36 166V167H35ZM39 168H38V167ZM65 168H63V167ZM121 166V167H120ZM163 166V167H162ZM207 166V167H206ZM217 167V168H215V170H214V168H212V167ZM218 166H220V167H218ZM228 166L232 169V167L234 166L235 167V169H236V171H235V169L233 168V170L235 171H233L234 173H232V171H230V173H232V175H234V177H236L237 178V176H238V182H237V179L235 180L234 178V180L232 181L233 182V184H235L234 183V181L235 182H237V185L235 184V185H233L232 183L229 185V184H224L223 182V184H219V182H218V179L216 178L215 179V182H213L214 181V179L212 180V177L211 176H213L214 177V175L216 176V174L218 173V176L220 175V173L221 174H224V177L226 176L225 175V173H227V175L228 174H230V173H228V170L230 169V168H228ZM243 166H247L246 168L248 169H246L247 171H244L245 169L243 168ZM7 167H8V169H7ZM19 167H20V169H19ZM44 169H42V168ZM56 167V168H55ZM70 167H72V168H70ZM30 168H31V170L32 171H34V169H36V170H38L37 172L35 171V172H32L31 170H30ZM41 168V169H40ZM58 168V169H57ZM63 170H61V169ZM205 168V169H204ZM207 168H209V169H211V170H209L208 169V171H205V170H207ZM219 168H221V170L219 169ZM228 168V169H227ZM239 168V167H238ZM244 170H243V169ZM18 169V172L16 171ZM54 169H55V171L57 172H55L54 171ZM69 169V170H68ZM160 169V170H159ZM197 169V170H196ZM216 169H217V171H216ZM227 169V170H226ZM230 169V170H231ZM253 169H256V170H254V172L252 171ZM258 169L260 170V172L258 171ZM5 170V171H4ZM12 170L15 172L16 171V173L15 174H9V173H11L12 172ZM21 170L23 171V173L25 172L26 174H28V176H29V178H27L28 180V182H30L31 183V181H34V179L36 180V176L35 175H37V176H39V178H40V175H41V173H43L42 175H41V177H42V180H41V178H40V181H42V183L41 184H43V187L44 188H42V187H40V186H37V182H33V183H31L32 185H30V183H27V181L26 180H24V179H26V178H24V174L22 173L21 174ZM41 170V171H40ZM66 170H68V172H66ZM134 170V171H133ZM220 170V171H219ZM4 171V172H3ZM19 171H20V174L23 176V182H22V180H21V178L19 179V178H17L18 177V175H19ZM30 171V172H29ZM74 171V170H73ZM221 171H224V172H221ZM242 171H244V172H242ZM253 172L254 174H251V173H245V172ZM5 172H7V173H5ZM9 172V173H8ZM41 172V173H40ZM44 172H47V173H45V175H44ZM53 172V173H52ZM202 172H206V173H203V175H207L206 177H204L203 175L202 176H197V175H200V174H202ZM210 173L209 175H208V173ZM220 172V173H219ZM13 173V172H12ZM36 173H38V174H36ZM39 173H40V175H39ZM55 173V174H54ZM161 173V174H160ZM256 173V174H255ZM8 174H9V176L10 175H12V177H10V179H8L7 180V178H9V177H5V175H7L8 176ZM16 174H17V176H16ZM57 174V175H56ZM122 174H123V176H122ZM195 174V175H194ZM239 174V173H238ZM248 175L247 177H245V175ZM250 174V175H249ZM258 174V176H256ZM32 175V176H31ZM56 176V177H53V176ZM195 176V179L197 180H195V182L193 181V179H194V176ZM252 175H253V177H252ZM254 175L256 176V177H254ZM3 176H0V177H3ZM45 176V177H44ZM51 176V177H50ZM218 176H216V177H218ZM25 177H27V176H25ZM36 177V178H35ZM44 177V178H43ZM107 177H109V176H107ZM125 177V178H124ZM197 177H199V179L197 178ZM201 177H203V178H205V179H203V178H201ZM233 177V176H232ZM232 177H231V179H232ZM245 177V178H244ZM261 177V178H260ZM12 178H13V181H12ZM31 178H32V180H31ZM39 178H38V180H39ZM51 178L53 179V180H51ZM215 178V177H214ZM252 178H253V180H252ZM256 178V179H255ZM44 179H47V180H45V182H44ZM201 179H202V181H201ZM246 179H249V180H247L246 181ZM259 179V180H258ZM260 179H262V180H260ZM38 180H36V181H38ZM122 180H124V181H122ZM161 180V181H160ZM203 180H208L207 182H209V180L210 181H212V182H209V183H213V184H215L216 182L218 183H216L217 185H213V184H210L209 186H208V184L209 183H207V182H205V181H203ZM220 180V183H221V179H219ZM256 180V181H255ZM1 181H0V183H1ZM8 181V182H7ZM10 181H12L11 183H10ZM18 181H19V183H20V185H18L19 183H18ZM21 181V182H20ZM135 181V182H134ZM155 181H157V183H159V181H160V184H159V186H158V184L155 182ZM242 181V182H241ZM252 181V182H251ZM14 182V183H13ZM17 182V183H16ZM44 182V183H43ZM52 182V183H51ZM121 182H122V184H121ZM205 182V183H204ZM251 182V183H250ZM254 182V183H253ZM5 182H4V184H6ZM26 183L28 184V185H26ZM36 183V184H35ZM126 183V184H125ZM203 183V184H202ZM253 183V184H252ZM260 183H261V185H260ZM16 184V185H15ZM24 184V185H23ZM39 184V183H38ZM40 184V185H41ZM108 186H107V185ZM126 186V187H124L125 189H123V187L121 186ZM142 184V185H141ZM202 184V185H201ZM205 184V185H204ZM255 184V185H254ZM258 184V185H257ZM3 187H5V185H3V184H1ZM15 185V187H13ZM33 185H36L35 187H32ZM54 185H55V183H54ZM128 185V186H127ZM134 185V186H133ZM140 185V186H139ZM201 185V186H200ZM223 185L225 186V185H227V187H224V191H222L223 190ZM233 185V186H232ZM17 186H19V187H17ZM21 186V187H20ZM25 186H27V188H29V190H25L24 189V187ZM29 186V187H28ZM42 186V185H41ZM47 186V185H46ZM66 186L67 185H65V186H63V188H65V189H63L62 191L64 192V194L66 193L67 194V190H66ZM206 186V187H205ZM213 186V187H212ZM216 186H218V187H216ZM220 186V187H219ZM230 188H229V187ZM236 186V187H235ZM4 188L5 190H7V188ZM11 187V188H10ZM31 187H32V189H31ZM120 189H118V188ZM157 187H158V189H157ZM214 188L213 190H216V188H217V191L218 192H221V193H217L216 191L214 192L213 190H212V193L211 192H208V190L210 189V191H211V189L212 188ZM221 187H222V189H221ZM234 187V188H233ZM17 188H19V189H17ZM34 188H38V189H35L34 191H33V189ZM39 188H40V190H42L43 191V189H45L44 190V192H42V191H40L39 193L37 192L36 193V190L38 191L39 190ZM139 188V189H138ZM219 188V189H218ZM225 188H226V191H225ZM262 188V189H261ZM15 189V190H14ZM31 189V190H30ZM115 189H117V190H115ZM134 189V190H133ZM137 189V190H136ZM201 189V190H200ZM233 189H234V191H233ZM66 190V191H65ZM115 190V191H114ZM205 190H206V192H205ZM229 190V191H228ZM232 190V191H231ZM238 191L239 190V192L237 193L236 191ZM32 191H33V193H32ZM46 191V192H45ZM134 191V192H133ZM138 191V192H137ZM200 191V192H199ZM202 191H204V192H202ZM230 191H231V193H230ZM16 192L17 193H19V194H22L23 195V193H24V195H23V198H24V200L27 198V197H25V196H28V195H25V192H27V193H32V195H34V193L35 194H38V196L36 195V196H33V197H31L30 195L31 194H29V200L31 201L32 199H34V198H36L37 200L39 199V198H37V197H41V198H45L44 197V194H47L46 195V198L45 199H40L39 201L40 202H38L37 200H36V203L35 202H33L32 201V204H31V207H30V209L31 208H33V207H35V209H36V205L37 204H40V206L38 205L37 207H38V209L36 210V212L38 211V213H34V209H29L30 211L29 212H32V214H29L28 212H26V213H28L29 214V216L26 214V213H23L22 215L23 216H19L17 219L15 218V220L17 221V222H15V220L14 219H8L7 218V208H9V207H7L8 205H10V201H8V200H12V196H18L17 194H16ZM22 192V193H21ZM214 192V193H213ZM226 192H229V193H226ZM11 193V194H10ZM41 193H43V194H41ZM48 193H51L52 195H50V194H48ZM131 193V194H130ZM206 193V194H205ZM207 193H208V195H207ZM41 194V195H40ZM64 194H62V195H64ZM69 194V193H68ZM181 194H182V192H181ZM195 194V195H194ZM209 194H211V195H213L214 194V197H212V200H215V199H217V200H219V198L221 199L222 198V200H220L221 201V203L223 204V206H219V205H222V204H220V203H216V201H214L213 203L211 202V197H208L209 196ZM216 194H217V196H216ZM226 195V197L225 196H222V195ZM228 194V195H227ZM120 195V196H119ZM218 195H219V197H218ZM234 195V196H233ZM244 198H242L241 196ZM7 196H8V198H7ZM48 196V197H47ZM51 196V197H50ZM61 196V195H60ZM180 196V197H179ZM206 196H207V198L208 199H206ZM220 196H222V197H220ZM228 196V197H227ZM235 196H236V198H235ZM12 197V198H11ZM20 198H22L21 196H19ZM111 197V196H110ZM120 197V198H119ZM155 197V198H156ZM203 197V198H202ZM216 197V198H215ZM180 200H179V199ZM215 198V199H214ZM232 198H234V200L232 199ZM27 199V201L25 202V204L26 205H28V200ZM7 201V202H5V201ZM23 200V199H22ZM48 200V201H47ZM113 200V201H112ZM146 200H147V202H146ZM176 200V201H175ZM198 200H199V198H198ZM210 200V201H209ZM229 200H232V201H229ZM244 200V201H243ZM2 201L4 202V203H2ZM45 202V203H42V202ZM117 201V202H116ZM152 201H153V199H152ZM152 201L151 202H149L150 204L152 203ZM185 201V202H184ZM188 201V202H187ZM246 201V202H245ZM48 202H49V204H48ZM145 202V203H144ZM182 202V203H181ZM183 202H184V204H183ZM202 202V203H201ZM210 202H211V204H210ZM227 202V203H226ZM229 202H231V203H229ZM6 203H7V205H6ZM54 204L53 205V207H52V205L51 204ZM113 203V204H112ZM179 203V204H178ZM181 203V204H180ZM225 203L227 204V206L225 205ZM229 203V204H228ZM244 205H242V204ZM42 204H45V205H42ZM176 204V205H175ZM232 204V205H231ZM4 205V206H3ZM208 205H210L209 207H208ZM214 205V206H213ZM229 205V206H228ZM230 205H231V207H230ZM238 205V206H237ZM48 209H46L45 207ZM116 206V207H115ZM118 206V207H117ZM138 206V207H137ZM141 206H143V207H141ZM186 206V207H185ZM218 206H219V208H220V210L218 209ZM225 206H226V208H225ZM237 206V207H236ZM240 206V207H239ZM3 207V208H2ZM149 207V211L150 212H148V209H146V208H148ZM173 207V208H172ZM182 207V208H181ZM187 207H191L190 208V210L187 208ZM212 207V208H211ZM214 207V208H213ZM223 207V208H222ZM228 207H230L229 209H228ZM242 207V208H241ZM4 208H5V212H2V209L4 210ZM39 208L41 209V210H39ZM168 208H170L169 210H168ZM210 208V209H209ZM142 209V210H141ZM144 209H146V211L144 210ZM175 209H177V210H175ZM188 209V210H187ZM197 209V208H196ZM233 209V211H232V213H233V215L235 214L236 215V217H235V215H234V219H231V218H233L232 217V213H230L231 212V210ZM243 209H245V210H243ZM44 210H47V211H49V214H48V212L47 211H45V213H46V215L44 214ZM135 210H136V212H135ZM144 210V211H143ZM179 210V212H177ZM208 210V211H207ZM222 210H224V213H223V211ZM237 210H238V212H237ZM140 211V212H139ZM168 211V212H167ZM190 213H189V212ZM192 211V212H191ZM221 211H222V213H221ZM239 211H242V213L241 212H239ZM246 211V212H245ZM40 212V213H39ZM146 212V213H145ZM236 212H237V214H236ZM41 213H43L42 215H41ZM52 213V214H51ZM133 213H135L134 214V216L132 215ZM142 213H143V215H142ZM147 213H148V215H147ZM149 213L151 214V215H149ZM187 213V214H186ZM244 213V214H243ZM4 214H6V215H4ZM25 214V215H24ZM34 214V215H33ZM36 214V215H35ZM118 214V215H117ZM138 214V215H137ZM179 214V215H178ZM182 214H183V216H182ZM189 214V215H188ZM229 216H227V215ZM248 214H249V216H248ZM45 215V216H44ZM83 215H84V213H83ZM87 215H89L88 213H86L85 214V216L84 217H88ZM117 215V216H116ZM140 216L139 217V219H138V217L137 216ZM146 215V216H145ZM190 217H188V216ZM212 215V214H211ZM247 215V216H246ZM5 216H6V219H8V220H6L5 219ZM31 216H33V218H34V220H33V218L31 217ZM49 216V217H48ZM51 216V217H50ZM133 216V217H132ZM181 216H182V218H181ZM187 216V217H186ZM214 216V215H213ZM122 217V218H121ZM137 217V218H136ZM144 217V219L142 220V218ZM228 217V218H227ZM1 218H3V221H2V219ZM23 218H25V220L27 221V223H26V221L25 220H23ZM41 218H42V220H41ZM46 218V219H45ZM48 218H50L49 220H48ZM54 218V219H53ZM56 218V219H55ZM119 218V219H118ZM146 218H149V220H151V222L148 220V219H146ZM154 220H152V219ZM189 218V219H188ZM212 218V217H211ZM226 218V219H225ZM53 219V220H52ZM130 219V220H129ZM176 219V220H175ZM180 219H182V221L180 220ZM7 221L5 224L3 223L4 221ZM23 220V221H22ZM44 220V221H43ZM45 220L47 221L48 220V222L47 223H44L45 222ZM180 220V221H179ZM188 220V221H187ZM211 221L213 220V218L212 219H210ZM15 223H14V222ZM28 221H29V223H28ZM133 221V222H132ZM140 221V222H139ZM179 221V222H178ZM233 223H231V222ZM51 222V223H52ZM110 222L112 223V224H110ZM147 222H149V223H147ZM178 222V223H177ZM183 222V223H182ZM39 223V222H38ZM56 223V222H55ZM116 223V224H115ZM169 223V224H168ZM229 223V224H228ZM13 224H15V225H13ZM33 226H32V225ZM40 224H36V226H39V228H40ZM84 226H83V225ZM13 225V226H12ZM31 225V226H30ZM81 225V226H80ZM115 225V226H114ZM166 225L168 226V228L166 227ZM178 225V226H177ZM180 225V226H179ZM182 225H183V227H182ZM191 225V226H190ZM9 226V227H8ZM11 226V227H10ZM27 226V227H28ZM148 226V227H147ZM82 227V228H81ZM84 227H85V229H84ZM146 227V228H145ZM8 228H15L14 229V232L12 233V231L10 232V230H8ZM38 227H36V229H37ZM71 228V229H72ZM88 228H89V230H88ZM149 228V229H150ZM169 228H170V230H169ZM180 228H181V230H180ZM185 228V229H184ZM18 229V230H19ZM83 229V230H82ZM96 229V230H95ZM190 229V230H189ZM22 230V229H21ZM143 230H145V232L143 231ZM232 232H231V231ZM75 231V232H74ZM86 231H89V232H86ZM230 231V232H229ZM9 234H8V233ZM93 232H96V233H93ZM99 232V233H98ZM119 232V233H118ZM141 232V233H140ZM3 233V234H2ZM13 235H12V234ZM18 234L20 233V235H22V231H18L17 232ZM74 233V234H73ZM77 233V234H76ZM86 233V234H85ZM90 233V234H89ZM106 233V236L103 238V239H108L109 237H110V235H112L111 236V238H110V240L108 239L107 241H105L106 243H104V241H103V246L101 245V246H99L98 245V242L100 241V242H102V240L103 239H101L102 238V236L101 235H104ZM142 233H144V234H142ZM156 233L158 234V232H157V229H156ZM168 233V234H167ZM173 235H172V234ZM175 233V234H174ZM178 233V232H177ZM228 233V234H227ZM18 234H17V236H16V239L17 238H19L18 237ZM83 234V235H82ZM88 234V235H87ZM93 234V235H92ZM96 234H98V235H96ZM229 234H230V237H232V238H229ZM233 234H235V235H233ZM11 235V236H10ZM47 235H49V234H47ZM47 235H42L39 239V241H40V243H44V244H46L45 246H44V244H39L38 245V242L37 241H35V242H33V244H31L32 242H29L32 246L34 245V243H35V245H37V246H39L40 247V245H42L41 246V248L42 249H44L45 247H48V245L50 244V245H53L54 246V242H53V239H54V237L51 235L50 236V239H49V237H47ZM73 235H75V236H73ZM100 235V236H99ZM138 235V236H137ZM178 235V234H177ZM218 235V236H217ZM226 235V236H225ZM43 236H44V238L46 239L45 241H47L48 242V244L47 243H45V241L43 242ZM73 236V237H72ZM84 236V237H83ZM99 236V237H98ZM113 236H115V238L113 237ZM143 236H145L146 237V239L148 238V240H149V242L145 239V237L143 238ZM228 236V237H227ZM2 237H3V239H2ZM93 237V238H92ZM118 237V238H117ZM161 237H162V239H161ZM219 237V238H218ZM9 238H11V239H9ZM41 238L43 239V240H41ZM48 238V239H47ZM89 238V239H88ZM91 238V239H90ZM96 238V239H95ZM97 238H98V240H97ZM138 239V241H137V239ZM143 238V239H142ZM228 238H229V240H228ZM9 239V240H8ZM21 239V238H20ZM23 239V238H22ZM141 239V240H140ZM220 239V240H219ZM223 239V240H222ZM226 239V240H225ZM236 239V240H235ZM238 239H239V241H238ZM6 240V241H5ZM24 240V239H23ZM22 240V241H23ZM49 240V241H48ZM89 240V241H88ZM91 240H93V241H91ZM147 241V244H146V242H144V241ZM253 240V241H252ZM9 241V242H8ZM17 241H18V239H17ZM22 241H20V243L22 242ZM42 241V242H41ZM88 243H87V242ZM110 241H112V242H110ZM137 241V242H136ZM140 241H143V248H142V245H141V242ZM165 241V242H166ZM222 241H224L223 243H222ZM226 241H227V243H226ZM232 243H231V242ZM51 242V243H50ZM97 242V243H96ZM108 242V243H107ZM164 242V241H163ZM162 241H161V243H163ZM166 242V245H164L165 247H170L171 245H170V243H167ZM228 242H230V243H228ZM243 242V243H242ZM247 242V243H246ZM249 242V243H248ZM23 243V245H24V243H27V242H22ZM22 243H21V245H22ZM138 243V244H137ZM145 243V244H144ZM222 245H221V244ZM233 243H235L237 246H235V244H233ZM254 243V244H253ZM16 244V243H15ZM17 244L20 246V244L17 242ZM93 244V245H92ZM94 244H96V245H94ZM100 244V243H99ZM105 244H108L109 246H106ZM160 244V243H159ZM168 244V245H167ZM249 246H248V245ZM6 245L4 246L5 248H7L6 247ZM22 245V246H23ZM27 245H29V244H26L25 245V247L27 246ZM67 245H69V246H67ZM170 245V246H169ZM233 245H234V247H233ZM241 245H243L242 247H241ZM22 246H20V247H22ZM67 246V247H66ZM83 246L86 248V247H89V248H87V249H85V248H83ZM97 246V247H96ZM105 246V247H104ZM148 246V245H147ZM160 246V245H159ZM253 246V247H252ZM10 247V246H9ZM94 247V248H93ZM96 247V248H95ZM106 247H107V249H106ZM138 247V248H137ZM203 247H204V245H203ZM215 247V248H214ZM218 247V248H217ZM247 247V248H246ZM257 247V248H256ZM40 248V249H41ZM72 248H74V250L72 249ZM213 248V249H212ZM237 248V249H236ZM137 249L139 250V253H138V251H137ZM155 249V250H154ZM160 249H161V252H160ZM167 249V248H166ZM230 249V250H229ZM235 249V250H234ZM69 250V251H70ZM73 250V251H72ZM78 250V251H77ZM102 250H103V252H102ZM106 250V251H105ZM112 250V251H111ZM144 250V249H143ZM210 250H212L211 251V253H209L210 252ZM232 250V251H231ZM240 250H242V251H240ZM93 251V252H92ZM142 251V252H141ZM216 251V252H215ZM97 252V254H95ZM109 252H111V253H109ZM133 252H135V253H133ZM150 252V253H149ZM239 252V253H238ZM59 253V254H58ZM94 253V254H93ZM207 253L209 254L208 256H206L207 255ZM262 253V254H261ZM81 255V257H80V255ZM102 254V255H101ZM107 254V255H106ZM127 254H128V256H127ZM162 254V255H161ZM206 254V255H205ZM3 256V254L2 253H0V258H3L4 259V261L3 260H1L0 261V263H2V264H7V263H9V264H11V261H9V259L8 258H4V256ZM141 255V256H140ZM154 255H158L157 257L156 256H154ZM213 255V256H212ZM262 255H263V257H262ZM72 256H74V258H72L71 259V257ZM89 256V257H88ZM106 256H108V258L106 257ZM155 257V258H153L154 260H152V257ZM164 256H165V254H164ZM163 256V257H164ZM56 257V259H58ZM80 257V258H79ZM261 257V258H260ZM76 258H78V260H75ZM95 258V259H94ZM100 258V259H99ZM137 258V259H136ZM165 258V257H164ZM205 258H207V260L206 261H204L205 260ZM213 258V259H212ZM56 259H55V261H56ZM80 259V260H79ZM89 259V260H88ZM133 259H134V261H133ZM258 259H260V260H258ZM262 259V260H261ZM7 260V261H6ZM165 260H166V262H165ZM209 260H211L210 261V263H209ZM251 260V261H250ZM255 260V261H254ZM59 260H57V264L59 263L58 262ZM77 261H79V262H77ZM93 261V262H92ZM106 261V262H105ZM133 261V262H132ZM164 261V262H163ZM213 261V262H212ZM4 262V263H3ZM67 262L65 263V264H67ZM125 262V263H124ZM138 262V263H137ZM160 262V263H159ZM251 262V263H250ZM254 262V263H253ZM256 262V263H255ZM54 264H56L55 262H54ZM187 264H189V262L187 263Z\"/></svg>",
  "mask_w": 264,
  "mask_h": 264
},
{
  "label": "bare ground",
  "instance_id": "6f19581e",
  "mask_svg": "<svg viewBox=\"0 0 264 264\" xmlns=\"http://www.w3.org/2000/svg\"><path fill=\"white\" fill-rule=\"evenodd\" d=\"M22 1L23 0H0V35H1V33H3V34H5V32H9L10 30H12L13 28H14V26L15 25H17V24H19V23H21V22H23V20L24 19H26L25 20V22H27V24L30 26L31 24H32V26H34V24L35 23H33V21L34 20H36V21H38L39 20V18L41 19V15H38L37 13H33V11H29L30 9H33V8H31V7H29L30 9L29 10H27V12H25V10H18L19 9V5H20V3H22ZM37 1V0H36ZM35 1V2H36ZM69 1H71V0H69ZM72 1H74V0H72ZM84 2H85V0H83ZM82 1V2H83ZM128 1V0H127ZM126 1V2H127ZM130 1L131 0H129L128 2H129V4H130ZM169 2H170V0H168ZM167 1V2H168ZM203 1V0H202ZM201 1V2H202ZM241 0H204L203 1V3H202V6H197L198 4V2H200V0L198 1H195V0H175V1H173L174 3H170L168 6L166 5V7H165V9L161 12L162 14L159 16V19L160 20H158V24H157V26H156V28L154 27V32H153V40H152V42H153V45L151 46V43H148V41L146 42V43H148L149 44V48L146 50L145 49V47H144V49L146 50V51H144L143 50V52L141 51L140 53H144V54H146L144 57H146V56H153V60L152 59H150L149 61H145V60H147V59H145L144 57L142 58V55L143 54H137V50H139L140 51V48H138L140 45H136L135 43L137 42V39L138 40H140L138 37H140V34L142 33L141 31H142V28L144 27V26H146L147 25V22H149V21H147V19H148V17H150L149 16V14L150 13H152L151 11L153 10V12H156V8H153V7H155L156 6V4H154L155 6H150L151 8H153V9H151V11H150V8H149V6H148V8L147 7H143V8H139V9H135L134 10V13H133V15H129V17H128V20H124V18H125V16L127 15L128 16V9H130L131 10V7H129L130 5L128 4V5H126V6H128V7H126V8H124V5L125 4H127L124 0H122V1H120V0H87L86 2L88 3V4H93V10H95V13L98 15L97 17H99V20L97 21V23L95 22V29H93V25H92V27H91V25H89L90 27H91V29H93V30H90V31H93V33H91V35L89 34V35H87V37L89 36V38L90 37H92L91 38V41H93V39L94 38H96L97 39V37L99 36V32H101L102 31V27L105 25V24H109V23H113V22H117V24L116 23H113V24H115L116 26L118 25V27L120 28H118L117 29V33H116V35H119V32L121 33L118 37V39H119V41L121 40V42H123L124 40H127L128 39V41L130 40V42H125L126 44L125 45H123V47H128V48H130V43L131 44H134V46H137L136 48H137V50L136 49H134L133 48V50L136 52L135 53V55H138V57H136L135 55H131L130 54V56L129 57H127V55H126V53H125V49L124 50H122L123 48H122V46L120 47V48H118L119 46H120V44L118 45V39H116V41H115V37L113 38H111L109 41H111L112 39H114V41L116 42V44H114L116 47L113 49V50H110L109 48L107 49V47L104 49V48H102L103 47V45H102V47H99V45L97 46V45H94V43L92 42V47H94V46H97V47H99V50H100V53L101 52H105V53H103V55H105L106 57H104V58H106L107 59V61H108V59L110 60V61H108V62H105V60H104V62H105V69H106V72H105V82H104V86H102L101 88H103L104 87V90L103 91H105L107 94H104L103 96L104 97H106V95H107V97H108V95L110 96V97H112V99H111V101L108 103V102H106V104H105V100L107 101L108 100V98L106 97V99L104 100V98H101V99H103L102 101L104 102V110L102 109L103 107H101V110H102V112L99 110V108H95L94 106H96V104L97 103H95L94 101H96V99L93 97V103L92 104H94V106L92 105L91 107H93V109H91L90 107V109L88 108V106L90 105H86L87 106V109H88V111L89 110H91V113H89V116H90V119H88L87 118V116H86V122H88L87 120H89L90 121V130L89 129H86V130H88L89 132L91 131L92 132V134L94 133V135H92V134H88V132H87V134L88 135H86V134H84V133H86L85 132V129L83 130V133L82 134H79V135H86L87 137L89 136V138H88V140L85 142V140H86V138L85 137H82V139L84 138V143H82L81 141V145L80 144H77V145H79V146H77V147H75L74 149H73V151L69 148V150H68V152L71 150V152L73 153V155H72V157H71V154L72 153H70V156L68 157V160H67V158H66V160L67 161H69L70 160V162H72L71 164H70V162H67V163H64V164H68V165H70V166H72L74 169V171L73 170H69V171H71V172H69V173H61V171H60V174H56L57 175V177L54 175L53 177H56V182H54L55 183V185H54V183H53V185H52V187H53V190H50L51 188H50V184H47L48 182H49V180H47V179H44V182H45V180H47L46 181V185L44 186V187H48L49 186V189L48 190H46V191H52L53 192V196H56L55 194H57L58 195V198H56L55 199V197H52V202L55 204V207L54 208H52V209H54L55 211H54V213H55V216H56V220L57 221H55L54 223L52 222V221H50V224H48L47 222H48V220L50 219V218H48V220L46 221L45 220V222L44 223H47V225H45L44 226V228H41L42 227V222L40 221V219L38 220V217H40V214H38V215H36V223H35V226H33L32 224V226L33 227H29L28 225V227L26 226V227H24V229L22 228V227H20V229L18 228L19 227V225H21V224H19L20 223V219L19 220H17V221H19V223H16L17 224V226L18 227H15L16 229H17V231H15V233H14V237H13V239H15L16 240V244L15 243H13V246H12V244L10 245V242L12 241V240H9V239H11V238H9L8 240L10 241H8L9 242V244H5L6 245V247L7 248H5L4 246L3 247H1V249L2 250H0V253H2L3 254V256H4V258L6 259V258H8L9 259V261H11V264H54V262L57 264V260H59L58 262V264H65L67 261H66V258H67V260L69 259L70 260V258H69V256H66L65 257V255H63V253H62V258H58L59 256H61V255H59L58 257H57V252L59 251V249H58V251H57V248H60V246H64V243L65 242H67V241H69L67 238L68 237H70L71 238V236L70 235H72V230H74V227L72 228V224L73 223H75L74 221H79V222H81V223H87V227H91V229L94 231V228H97V229H99V232L100 231H102V232H107V234H108V231H109V234H111L110 233V229L112 228H110V226L108 225L109 224V220H110V218L113 220V218L112 217H110L111 215H112V211H114L113 210V208L110 206V198H113L112 196V194H113V190H112V194H111V187L109 186L108 188H105V187H103V184H105V183H107V184H111L112 185V187L114 186V188H115V186H116V184L118 183V177L120 176V178H121V175L119 174V170H117V168H116V166H115V164H117V163H112L111 161V159L108 161V160H106V158L107 157H109V156H107L106 158H104L103 156H102V148L103 147H105L106 145L108 146H110V148H111V146H113V147H117V145L116 144H118V143H116V141L117 142H122L123 143V140L122 141H119L120 139H122L121 137L122 136H124L125 135V133H126V131H125V133H124V135H121V137H120V139L119 140H117L116 139V141H114V138L116 137L117 138V136H115V134L117 133V132H115L114 133V136H113V131H112V129H116V127L117 128H119V126H121V125H125V121H126V119L128 118V116H129V112H130V110L132 109V108H136V109H141L143 112H145L146 110H148L147 112L148 113H150L151 111H149V98L147 99V97H145L144 95H142L141 97H140V93L137 95H134L135 93L134 92H132V91H130V90H132V88H134V84H135V82H137L139 79L138 78H134L135 77V72L136 71H134L133 69L136 67V66H141L142 68H141V72L144 74V77L146 78V80L149 82V84H152V87H151V85H150V87L149 88H147V92L144 90V92L145 93H147L148 94V97H153L155 94V92H156V86H157V84L156 83H159L160 81L159 80H157L156 81V79L158 78L157 77V73H159L160 71L161 72H163L164 73V71L165 72H168V70H170L171 72H172V70H174L175 69V64H176V62H174L173 61V63L172 64H170L169 63V59H168V51H169V48L166 46V43H167V40H166V43H165V49L163 50V48L160 50V48L159 47H162V46H160V45H162L163 43H162V41H163V39H161V38H158L156 35H158V34H156L157 32L158 33H160V34H162V36L163 37H165V39H166V37H172V39H173V42H172V40H171V42L173 43V46L174 47H176L177 48V50H179L178 51V53L181 51H183L182 49H180V48H182L183 47V49H184V47L185 46H183V43L184 44H186V42H188V41H193V42H195V43H197V44H201L202 42H205L204 40H209V41H211V42H213V43H215L216 45L217 44H219L220 42H223L224 41V44L226 45V38L228 37V34L229 33H232L231 31L230 32H228V30L226 29V27H225V24H224V22H225V17L227 18V13H228V10H229V8L231 9V7L233 6V5H235V4H239V2H240ZM250 1V0H249ZM251 1H254V0H251ZM250 1V2H251ZM39 2V1H38ZM134 2V1H133ZM166 1H164V3L166 4L167 3ZM168 2V3H169ZM257 2V1H256ZM259 2V1H258ZM28 3V2H27ZM30 3H32V2H30ZM63 3V2H62ZM64 3H65V0H64ZM67 3V2H66ZM132 3V2H131ZM167 3V4H168ZM244 3H245V1H244ZM260 3V2H259ZM36 4V3H35ZM50 4V3H49ZM80 4V3H79ZM85 4V3H84ZM83 4V5H84ZM137 4V3H136ZM136 4L134 5V6H136ZM141 4V3H140ZM140 4H139V6H140ZM52 5V4H51ZM54 5V4H53ZM56 5V4H55ZM64 5V4H63ZM66 5V4H65ZM77 5V4H76ZM82 5V4H81ZM82 5V6H83ZM133 5V4H132ZM160 5V4H159ZM159 5H158V8H160V9H162L161 7H159ZM255 5V4H254ZM253 5V6H254ZM258 5V4H257ZM256 5V6H257ZM35 6V5H34ZM56 6H58V5H56ZM141 6H142V4H141ZM244 6H246V5H244ZM243 6V7H244ZM248 6V5H247ZM88 7V6H87ZM91 7V6H90ZM89 7V8H90ZM234 7H236V6H234ZM258 7V6H257ZM20 8H22V6L20 7ZM35 8V7H34ZM59 8H61V6L59 7ZM240 8V7H239ZM261 8V7H260ZM24 9V8H23ZM36 9H38L37 8V6H36ZM43 9V8H42ZM51 9V8H50ZM68 9V8H67ZM67 9H66V11H67ZM80 9V8H79ZM78 9V10H79ZM148 9V10H147ZM160 9L159 10H157V12L159 11L160 12ZM235 9V8H234ZM253 9V8H252ZM258 9V8H257ZM262 9H264V8H261V10ZM17 10L18 11H21L22 12V15H24V16H19L20 14V12H18L17 13ZM40 10V9H39ZM60 10V9H59ZM91 10V9H90ZM129 10V11H130ZM155 10V11H154ZM232 10H233V8H232ZM254 10H256V8L254 7ZM56 11H58V9L56 10ZM55 11V12H56ZM69 11V10H68ZM89 11V10H88ZM230 11V10H229ZM239 11V10H238ZM246 11V10H245ZM25 12V13H24ZM35 12H37V11H35ZM39 12V14H40V11H38ZM86 12V11H85ZM92 12V11H91ZM189 12H191V14L194 16H192ZM232 12V11H231ZM259 12H260V10H259ZM43 13V12H42ZM64 13V12H63ZM67 13V12H66ZM66 13H65V15H66ZM80 13H81V11H80ZM90 13V12H89ZM188 13V14H187ZM251 13H253V12H251ZM250 13V14H251ZM254 13H255V11H254ZM31 15L30 17V19H29V16L28 15ZM34 14H37L36 16H34ZM56 14H58V13H56ZM55 14V15H56ZM84 14H86V13H84ZM132 14V13H131ZM153 14V13H152ZM187 14V15H186ZM229 14V13H228ZM234 14V13H233ZM239 14V13H238ZM243 14V13H242ZM247 14V13H246ZM249 14V15H250ZM62 15V14H61ZM61 15H59V17H61ZM157 15H158V13H157ZM190 15L194 18V19H192L191 21V23L190 24H188V22L187 21H189L190 20V18H188L189 20H187V21H185V17L186 16H189L190 17ZM227 15V16H226ZM230 16H231V19H232V15L231 14H229ZM235 15V14H234ZM237 15V14H236ZM245 15V14H244ZM248 15V16H249ZM261 15V14H260ZM40 16V17H39ZM51 16V15H50ZM67 16V15H66ZM126 16V17H127ZM155 16V15H154ZM242 16V15H241ZM49 17V16H48ZM81 17V16H80ZM85 17V16H84ZM250 17V16H249ZM247 18V20L248 19H251V18ZM262 17V16H261ZM45 18V17H44ZM50 18V17H49ZM52 18V17H51ZM64 18V17H63ZM63 18H61L62 20H63ZM66 18V17H65ZM64 18V19H65ZM236 18V17H235ZM238 18H245V16H242V17H238V15H237V18H236V20L238 21L239 19ZM54 19V18H53ZM76 19H77V17H76ZM82 19V18H81ZM152 19V18H151ZM157 19V18H156ZM241 19V20H242ZM255 19H257V17L255 18ZM254 18H253V20L252 21H254L255 20ZM42 20V19H41ZM41 20H39L41 23L43 22V21H41ZM51 20V19H50ZM59 20H60V18H59ZM72 20V19H71ZM149 20V19H148ZM228 20V19H227ZM234 20V18L232 19V21ZM258 20H261V19H258ZM57 21V20H56ZM80 21V20H79ZM123 21V22H122ZM124 21H125V23H124ZM152 21V20H151ZM245 21V20H244ZM244 21H242L243 23H242V25L244 24L245 25V23H247V22H245L244 23ZM251 21V20H250ZM51 22V21H50ZM58 22V21H57ZM62 22V21H61ZM72 22H73V20H72ZM71 22V23H72ZM81 22V21H80ZM107 22H109V23H107ZM186 22H187V24H186ZM236 21H234L233 23H232V25H237L238 23L236 22V24H234ZM239 22V21H238ZM257 22V21H256ZM37 23V22H36ZM49 23V22H48ZM47 23V24H48ZM63 23H65L64 21H63ZM88 23H89V21H88ZM92 23V22H91ZM123 23V24H122ZM227 23V22H226ZM252 24L254 23V22H251ZM26 24V25H27ZM57 24V23H56ZM72 24H74V23H72ZM94 24V23H93ZM228 24V23H227ZM239 24H241V21L239 22ZM238 24V25H239ZM255 24V23H254ZM22 25V24H21ZM53 25V24H52ZM75 25H77L78 26V24H76L75 23ZM88 25V24H87ZM123 25V26H122ZM243 25V26H244ZM25 26V25H24ZM36 26V25H35ZM39 26H41L40 25V23H39ZM48 26V25H47ZM53 26H55V24L53 25ZM57 26V25H56ZM61 26H62V24H61ZM60 26V27H61ZM86 26V25H85ZM229 26V25H228ZM246 26H247V24H246ZM250 26V27H249ZM248 27L250 28H247V29H243V31L245 30V31H249V34H252L253 32V35H255L256 33L258 34V30H256L257 32H255V30L253 29L252 31V33H250V30H251V25H249ZM254 26H256V24L255 25H253V27ZM17 27V26H16ZM18 27H19V25H18ZM17 27V28H18ZM23 27V26H22ZM37 28H38V25L36 26ZM36 27H34L35 29H36ZM84 27V26H83ZM82 27V28H83ZM106 27H108V26H106ZM111 28H112V26H110ZM230 27V26H229ZM237 28H239L240 27V25H239V27L238 26H236ZM245 27V26H244ZM20 28V27H19ZM29 29H32L33 27H28ZM27 28V26H26V29H28ZM56 28V27H55ZM101 28V29H100ZM242 27H240L238 30L240 31V29H241ZM246 28V27H245ZM255 28V27H254ZM256 28H258V27H256ZM15 29V28H14ZM21 29V28H20ZM25 28H24V30H26ZM28 29V30H29ZM35 29H33L32 31H34ZM56 29H58V28H56ZM77 29V28H76ZM105 29V28H104ZM115 29H116V27H115ZM101 30V31H100ZM151 30V29H150ZM235 30V29H234ZM238 30L237 31H235L234 33H236V32H238ZM261 30H263V29H261ZM18 31V29L16 30V32ZM31 31V32H32ZM37 31V30H36ZM35 31V32H36ZM82 31V30H81ZM90 31H88L89 33H90ZM104 31V30H103ZM22 32V31H21ZM53 32H54V30H53ZM87 32V33H88ZM116 32V31H115ZM263 32V31H262ZM28 33V32H27ZM33 33V32H32ZM39 33V32H38ZM75 33V32H74ZM102 33V32H101ZM100 33V34H101ZM240 33V32H239ZM2 34V35H3ZM7 34H10V33H7ZM7 34H5V35H7ZM40 34V33H39ZM77 33H75V35H76ZM112 34V33H111ZM113 34H114V32H113ZM37 35V34H36ZM46 35H48L47 33H46ZM51 35V34H50ZM82 35V34H81ZM84 35V34H83ZM144 35V34H143ZM259 35V34H258ZM16 36V35H15ZM27 36V35H26ZM40 36H41V34H40ZM54 36V35H53ZM109 36H110V34H109ZM191 36V37H190ZM230 36H231V34H230ZM239 36H240V34H239ZM249 36V35H248ZM261 36V35H260ZM38 37H39V35H38ZM70 37V36H69ZM238 37V36H237ZM245 37V36H244ZM253 37V36H252ZM35 38H37V37H35ZM40 38H42V37H40ZM150 38V37H149ZM149 38L148 39H146V40H149ZM250 38V37H249ZM258 38V37H257ZM10 39V38H9ZM43 39V38H42ZM67 39V38H66ZM65 39V40H66ZM72 39V38H71ZM98 39H101L102 40V38H98ZM186 39H188V41H186ZM228 39V38H227ZM238 39V38H237ZM256 39V38H255ZM13 40V39H12ZM12 40H9V41H7L8 43H10V45H11V42H13ZM31 40V39H30ZM33 40V39H32ZM64 40V41H65ZM104 40V39H103ZM106 40V39H105ZM206 40V41H207ZM231 40V39H230ZM250 40H252L253 41V39H250ZM260 40H261V38H260ZM259 40V41H260ZM2 41V40H1ZM11 41V42H10ZM89 41H90V39H89ZM151 41V40H150ZM165 41V40H164ZM186 41V42H185ZM245 41H248V40H245ZM20 42V41H19ZM48 42V41H47ZM111 42H113V41H111ZM120 42V43H121ZM208 42V41H207ZM207 42H205V43H207ZM228 42V41H227ZM234 42V41H233ZM1 43V42H0ZM8 43H6V45L8 44ZM14 43V42H13ZM12 43V44H13ZM29 43H30V41H29ZM66 43V42H65ZM80 43H82L81 42V40H80ZM102 43V42H101ZM129 43V44H128ZM143 43H145L144 41H143ZM142 43V44H143ZM162 43V44H161ZM195 43L194 44H192L193 45V47L195 46ZM209 43V42H208ZM238 43H240V42H238ZM257 43V41L255 42V44ZM15 44V43H14ZM31 44V43H30ZM33 44V43H32ZM31 44V45H32ZM73 43H71V45H72ZM77 44V43H76ZM78 44H79V42H78ZM108 44H110V43H108ZM130 45V46H128V45ZM138 44V43H137ZM158 44H160V45H158ZM188 44V43H187ZM186 44V45H187ZM196 44V45H197ZM199 44V45H200ZM245 44V43H244ZM247 44H248V42H247ZM247 44H245V45H247ZM254 44V43H253ZM258 44V43H257ZM5 45V46H6ZM9 45V46H10ZM20 45V44H19ZM18 45V46H19ZM45 45H46V43H45ZM68 45H69V43H68ZM73 45H75V44H73ZM94 45V46H93ZM105 45V44H104ZM114 45L112 46V47H114ZM157 45H158V47H157ZM167 45H169V43L167 44ZM191 45V46H192ZM199 45H198V47H199ZM201 45H203V43L201 44ZM216 45H213V44H211L210 46H209V49L210 50H212V52L213 51H218L217 49H216V47H214L213 48V46H216ZM4 46V47H5ZM23 46V45H22ZM33 46H34V44H33ZM101 46V45H100ZM110 46V45H109ZM134 46H131V47H134ZM144 46V45H143ZM147 46V45H146ZM212 46V47H211ZM219 46H220V44H219ZM218 46V47H219ZM222 46V45H221ZM248 46H249V44H248ZM252 46V45H251ZM260 46V45H259ZM263 46V45H262ZM261 46V47H262ZM13 47H15L14 45H13ZM13 47H10L8 50H13L12 48ZM28 47V46H27ZM51 47V46H50ZM57 47H59V46H57ZM88 47V48H87ZM87 47H85L87 50H86V54H89V56L92 54V52L91 53H89L91 50H93L92 49V47H91V45H87ZM141 47H142V45H141ZM171 47V46H170ZM178 47H179V49H178ZM240 47V46H239ZM3 48V46H1V44H0V54H1V52H2V49ZM17 48V47H16ZM29 48V47H28ZM31 48V47H30ZM35 48V47H34ZM52 48V47H51ZM83 48H84V46H83ZM82 48V49H83ZM91 48V49H90ZM95 48V47H94ZM143 48V47H142ZM206 48H208V47H206ZM206 48H204V49H206ZM245 48V47H244ZM251 48V47H250ZM6 49V48H5ZM15 49V48H14ZM41 49V48H40ZM43 49V48H42ZM171 49V48H170ZM175 49V48H174ZM196 49V51L194 52L197 56L198 55H201V54H203L202 52H199V49H197V47L195 48ZM219 49V48H218ZM235 49H236V46H235ZM234 49V50H235ZM239 49V48H238ZM237 49V50H238ZM254 49V48H253ZM263 49V48H262ZM21 50V49H20ZM63 50H65V49H63ZM90 50V51H89ZM132 50V48L128 51V52H132L131 51ZM176 50V49H175ZM186 50V49H185ZM193 50V49H192ZM222 50H223V47H222ZM258 50V49H257ZM5 51V50H4ZM17 51V50H16ZM38 51V50H37ZM54 51V50H53ZM72 51V50H71ZM77 51V50H76ZM79 51V50H78ZM84 51V50H83ZM87 51H88V53H87ZM97 51H98V49H97ZM138 51V52H139ZM221 51V50H220ZM241 51V50H240ZM255 51V50H254ZM253 51V52H254ZM44 52H45V50H44ZM177 52V51H176ZM206 52L208 53V56L210 55V51L208 50H206ZM210 52V53H209ZM229 52V51H228ZM239 52V50L238 51H236L235 53L237 54ZM256 52V51H255ZM253 53V55H255L256 53ZM10 53V51L8 52V54ZM51 53V52H50ZM49 53V54H50ZM60 53V52H59ZM58 53V54H59ZM83 53V52H82ZM188 53H190V55H191V52L189 51ZM193 53V52H192ZM206 53V54H207ZM230 53V52H229ZM233 53V52H232ZM252 53V52H251ZM27 54V53H26ZM32 54V53H31ZM36 54V53H35ZM47 55H48V53H46ZM52 54V53H51ZM50 54V55H51ZM53 54H57V53H55V51H54V53ZM60 54H62V53H60ZM65 54V53H64ZM63 54V55H64ZM72 54H74V53H72ZM124 54H125V56H124ZM181 54H183V53H181ZM194 54V55H195ZM226 54H228L227 52H226ZM231 54V53H230ZM247 54V53H246ZM5 55H7V54H5ZM19 55V54H18ZM141 55V59H140V56ZM156 55H158L156 58H155V56ZM172 55V54H171ZM179 55V54H178ZM193 55V54H192ZM205 55V54H204ZM219 55H222V54H219ZM234 56H235V54H233ZM241 55V54H240ZM239 55V56H240ZM252 55V57H254ZM257 55V54H256ZM264 55V54H263ZM12 56V55H11ZM11 56H9L10 58H11ZM29 57L31 56V55H28ZM34 56V55H33ZM59 56V55H58ZM61 56V55H60ZM59 56V57H60ZM88 56V59L91 57H89ZM98 56V55H97ZM96 56V57H97ZM176 56V55H175ZM180 56V55H179ZM183 56H184V54H183ZM186 56V55H185ZM213 56V55H212ZM2 56H0V58H1ZM8 57V56H7ZM18 57V56H17ZM23 57H24V55H23ZM52 57V56H51ZM64 56H61V58H63ZM136 57V58H135ZM177 57V56H176ZM194 57V56H193ZM200 57H202V56H200ZM251 58V55L250 56H248V58ZM256 57V56H255ZM50 58V56L48 57V59ZM58 58V57H57ZM56 58V56L54 57V55H53V59H54V62H56L55 60L57 59ZM65 59H63V63L66 61V60H68L69 61V59H68V57H67V59H66V54H65V57H64ZM78 58V57H77ZM98 59L100 58V55H99V57H97ZM103 58V57H102ZM138 58L141 60V61H138ZM147 58V57H146ZM155 58V59H154ZM2 59V58H1ZM0 59V63H2L1 60ZM8 59V58H7ZM6 59V60H7ZM21 59H23V58H21ZM58 59H60V58H58ZM58 59H57V62H60V61H58ZM72 59V58H71ZM71 59H70V61H71ZM145 59V60H144ZM184 59V58H183ZM191 59V58H190ZM197 59V58H196ZM196 59H194V60H196ZM200 60H201V58H199ZM205 59V58H204ZM231 59V58H230ZM252 59V58H251ZM46 60V59H45ZM65 60V61H64ZM79 60V59H78ZM82 60H84V58L82 59ZM87 60V59H86ZM174 60V59H173ZM177 60V59H176ZM198 60V59H197ZM246 60H247V58L246 57H244V56H242V57H240V58H238L232 65L234 66H236V67H231L232 65L230 64V66H229V68H228V70L227 71H229V69L231 70V68H233L231 71L233 72V70L235 71L236 70V72L238 73V75L240 74V73H242V71H243V75L245 74L244 73V71L246 70V65H245V67H244V64L246 63ZM255 60H256V58H255ZM4 61V60H3ZM67 61V62H68ZM70 61H69V63H66V65L67 64H69L70 65ZM187 61V60H186ZM189 61H191V60H189ZM218 61V60H217ZM260 61V60H259ZM13 62H14V60H13ZM19 62V61H18ZM22 62H23V60H22ZM37 62V61H36ZM36 62H35V64H36ZM40 62V61H39ZM42 62V61H41ZM51 62V61H50ZM86 62V61H85ZM99 62V61H98ZM115 62V63H114ZM117 62H122L121 64L123 65H121V67L122 68H118L117 66L120 64V63H118L117 64ZM137 62H139L140 63V65L139 64H137ZM177 62H179V61H177ZM195 62V61H194ZM206 62H207V60H206ZM7 63V62H6ZM21 63V62H20ZM28 63V62H27ZM43 63H45L44 61H43ZM61 63V62H60ZM72 64H74V62H71ZM92 63H93V61H92ZM142 63V64H141ZM175 63V64H174ZM231 63H232V61H231ZM258 63V62H257ZM23 64V63H22ZM21 64V65H22ZM34 64V63H33ZM38 64V63H37ZM40 64V63H39ZM52 64V63H51ZM86 64V63H85ZM85 64H84V67H85ZM114 64L116 65V67H117V69H120V70H115L116 69V67H114ZM170 64V65H169ZM199 64H200V62H199ZM204 64V63H203ZM221 64V63H220ZM256 64V63H255ZM255 64L253 65V67H255ZM263 64V63H262ZM1 65V64H0ZM11 65H13V64H11ZM41 65V64H40ZM44 65V64H43ZM48 65V64H47ZM82 65V64H81ZM178 65V64H177ZM202 65V64H201ZM200 65V66H201ZM222 65V64H221ZM229 65V64H228ZM248 65L249 64H247V67H248ZM7 66V65H6ZM15 66H16V64H15ZM38 66V65H37ZM42 66V65H41ZM60 66V65H59ZM72 66H74V65H72ZM96 66V65H95ZM104 66V65H103ZM134 66V67H133ZM189 66V65H188ZM220 66V65H219ZM225 66H226V64H225ZM264 66V65H263ZM29 67V66H28ZM63 67V66H62ZM68 67V66H67ZM74 67H76V66H74ZM86 67H88V66H86ZM132 67H133V69H132ZM171 67V68H170ZM186 67V66H185ZM252 67V68H253ZM258 67V66H257ZM32 68V67H31ZM41 68H43V67H41ZM73 68V67H72ZM140 68V67H139ZM138 68V70H140ZM183 68H184V66H183ZM183 68H180L179 70H181V69H183ZM215 68H217V67H215ZM221 68H224V67H222L221 66ZM236 68V69H235ZM14 69V68H13ZM22 69V68H21ZM40 69V68H39ZM44 69H46V67H44ZM48 69V68H47ZM59 69V68H58ZM60 69H61V66H60ZM86 69V68H85ZM90 69V68H89ZM91 69H93L92 67H91ZM136 69V68H135ZM177 69V68H176ZM192 69V68H191ZM226 69H227V67H226ZM225 69V70H226ZM256 68H253V70H255ZM259 69V68H258ZM257 69V70H258ZM263 69V68H262ZM8 70H10V66H9V69ZM15 70H16V68H15ZM63 70V69H62ZM87 70V69H86ZM85 70V71H86ZM100 70V69H99ZM132 70L134 71L133 73H134V77H132V79L134 78V79H136V81L135 80H132V79H128L127 77H130V74L132 73ZM248 70H250L249 68L246 70V72L248 71ZM264 70V69H263ZM1 71L3 72V68H2V70H1V68H0V73H1ZM7 71V70H6ZM40 71V70H39ZM41 71H44V70H41ZM92 71H94V70H92ZM92 71H89L90 73H92ZM98 71V70H97ZM102 71V73H103V70H101ZM169 71V72H170ZM215 71H217L216 69H215ZM220 71H222V70H220ZM261 71V70H260ZM22 72V71H21ZM37 72V71H36ZM45 72V71H44ZM43 72V73H44ZM70 72V71H69ZM73 72V71H72ZM71 72V73H72ZM80 72V71H79ZM95 72H96V70H95ZM99 72V71H98ZM138 72V71H137ZM224 72H226V71H224ZM232 72L230 73L229 72V74L226 72V74H227V77L229 76L230 78H231V74H232ZM240 72V73H239ZM255 72V71H254ZM10 73V72H9ZM17 73V72H16ZM52 73V72H51ZM61 73V72H60ZM65 73V72H64ZM142 73H140L139 72V74H142ZM163 73H161V74H163ZM219 73H221V72H219ZM237 73H233V76H234V74H235V76H236V74ZM248 73V72H247ZM257 73H259V72H257ZM264 73V72H263ZM6 74V73H5ZM5 74H4V76H5ZM37 74H39L38 72L36 73V75ZM42 74V73H41ZM55 74V73H54ZM62 74V73H61ZM60 74V75H61ZM68 74V73H67ZM77 74V71H76V73H75V75ZM80 74V73H79ZM82 74V73H81ZM137 74V73H136ZM168 74V73H167ZM167 74H165V75H167ZM217 74H218V72H217ZM226 74H223V76H221L222 77V79H221V77H217V79H219L220 81H218L217 79V82L218 83H220V82H222L223 81V83L224 82H226L224 79H226L225 78V76H226ZM254 74V73H253ZM3 75V74H2ZM15 75V72H14V74H13V76ZM57 76V77H63V75L62 76ZM69 75V74H68ZM85 75H87V73H85ZM85 75H82L83 77L85 76ZM129 75V76H128ZM160 75V74H159ZM215 75V74H214ZM213 75V76H214ZM221 75V74H220ZM225 75V76H224ZM261 75H262V73H261ZM26 76V75H25ZM43 76V75H42ZM54 76V75H53ZM64 76H65V74H64ZM74 76V74L72 75L71 74V76H69L70 78L69 79H71V80H74V78L72 79V77ZM127 76V77H126ZM140 76V75H139ZM147 76H148V79H147ZM169 76V75H168ZM178 76V75H177ZM208 76V75H207ZM232 76V78H234ZM0 77H2L1 75H0ZM9 77V76H8ZM19 77V76H18ZM21 77V76H20ZM24 77V76H23ZM36 77H39V76H36ZM46 77H48L47 75H45V77H44V81H46L47 79H50V80H52V79H54L52 76V79L51 78H46ZM66 77V76H65ZM68 77V76H67ZM66 77V78H67ZM86 77V76H85ZM161 77V76H160ZM163 77V76H162ZM210 77V76H209ZM243 77V76H242ZM248 77H249V75H248ZM252 77H254V76H251L250 78H252ZM258 77V76H257ZM46 78V79H45ZM56 78V77H55ZM79 78H80V80H81V77L79 76ZM87 78V77H86ZM88 78H89V75H88ZM141 78H142V76H141ZM261 78V77H260ZM3 79V78H2ZM16 78H14V80H15ZM59 79H61L62 80V78H57V80L59 81ZM63 79H64V77H63ZM75 79H76V77H75ZM78 79V78H77ZM138 79V80H137ZM166 79H167V77H166ZM166 79H162V81L164 80V83H166L167 81H166ZM206 79V78H205ZM228 79V78H227ZM238 79V78H237ZM240 79H241V77H240ZM243 79V78H242ZM249 79V78H248ZM1 80V79H0ZM6 80V79H5ZM9 80V79H8ZM13 80V79H12ZM14 80H13V82H14ZM17 80V79H16ZM50 80H48V81H50ZM55 80V79H54ZM54 80H52L51 82H50V84L48 85V83L49 82H47V84L46 85H48L49 87H51L50 88V91L52 92V90H54L53 89V87L56 85L57 86V84H58V86L60 87V83L58 82V81H56L57 82V84H56V82L54 81ZM83 80V79H82ZM97 80V79H96ZM101 80H103L104 81V77H103V79L101 78ZM209 80V79H208ZM222 80V81H221ZM229 80V79H228ZM227 80V81H228ZM231 80V79H230ZM246 80V79H245ZM254 80H256V78H254L253 80H252V83L254 82ZM258 80H260L259 78H258ZM11 81V80H10ZM21 81V80H20ZM26 81H28L27 79H26ZM25 81V82H26ZM41 81H43V80H40V82ZM66 80H63L61 83H63V82H65ZM67 81H68V79H67ZM70 81V80H69ZM69 81L68 82H65V84H64V86L66 85V83L68 84L69 83ZM86 81H88V80H86ZM89 81H90V78H89ZM91 81H94L93 79H91ZM91 81H90V85H93V84H95L96 82H92L91 83ZM100 81V80H99ZM112 81H114V82H112ZM146 81V82H147ZM159 81V82H158ZM161 81V82H162ZM173 81V80H172ZM191 81V80H190ZM210 81V80H209ZM209 81H207V84H208V82ZM212 81V80H211ZM209 82V84L207 85L206 83V85H207V88L205 87V90L204 89H202L203 87H201V90H200V88H199V90H195L194 91V94L192 95V99H191V102H190V111H189V116H188V121L186 122L189 126H191V125H193V123H195V121H198V119H196V117L197 116H199L200 117V115H201V117H202V115H203V113H199V112H201V111H203V110H205L204 108H203V105H205V101H206V98L207 97H210V96H212V95H210V93L212 92V90H215V92H216V89L218 88V86L219 85H217L218 83H216V81H213V82ZM234 81V80H233ZM249 81V80H248ZM247 81V82H248ZM5 82V81H4ZM8 82V81H7ZM7 82H5V83H7ZM24 82V83H25ZM32 82V81H31ZM38 83L39 85H41V83ZM72 82V81H71ZM70 82V85L71 84H74L75 82H76V80L74 81V83H71ZM139 82H140V80H139ZM237 82V81H236ZM240 82V81H239ZM242 82H245V81H242ZM246 82V83H247ZM27 83V82H26ZM30 83V82H29ZM44 84L42 85V86H44L45 85V82H43ZM144 83H145V81H144ZM192 83V82H191ZM251 83V82H250ZM251 83V84H252ZM0 84H4L3 83V81H2V83L0 82ZM12 84V83H11ZM19 84V83H18ZM18 84H17V86H18ZM28 84V83H27ZM84 85L86 84V83H83ZM102 84V83H101ZM101 84H99L98 86H100ZM149 84H147V85H149ZM156 84V85H155ZM160 84H163V83H160ZM222 86H223V84L222 83H220ZM228 84H229V82L225 85L226 86V88H227V86H228ZM231 84V83H230ZM257 84V83H256ZM7 85V84H6ZM62 85V84H61ZM76 85V84H75ZM82 85V84H81ZM97 84H95V86H96ZM137 85V84H136ZM155 85V86H154ZM168 85V84H167ZM166 85V86H167ZM196 85V84H195ZM221 85H220V87H221ZM237 85V84H236ZM29 86V85H28ZM55 86V87H56ZM68 86H69V84H68ZM74 86V85H73ZM146 85H144V87H145ZM158 86H160L159 84H158ZM162 86V85H161ZM164 86V88L166 89L167 87H165V85H163ZM201 86V85H200ZM233 86H235V85H233ZM260 86V85H259ZM7 86H4V89L6 88ZM11 87V86H10ZM40 87V86H39ZM39 87H38V89H39ZM58 87V88H59ZM66 87H67V85H66ZM64 87L63 88V86H62V90L64 89V91L65 92H67L68 90H70V87H72V86H69V88L67 87ZM86 87V86H85ZM93 87V86H92ZM92 87H91V89H92ZM113 89H112V88ZM132 87V88H131ZM155 87V88H154ZM191 87H194V85H192ZM196 87V86H195ZM217 87V88H216ZM230 87V86H229ZM232 87V86H231ZM0 88H1V86H0ZM29 88V87H28ZM33 88V87H32ZM31 88V89H32ZM45 88H47L46 86H44V88L43 89H45ZM61 88V87H60ZM75 88V87H74ZM74 88H72L73 90H74ZM100 88V89H101ZM131 88V89H130ZM163 88V87H162ZM161 88V89H162ZM164 88L162 89L163 90V92H162V95L164 94V92H167L166 90H168L169 89V86H168V88L164 91ZM171 88V87H170ZM215 88V89H214ZM235 88V87H234ZM236 88H238V87H236ZM261 88V87H260ZM7 89V88H6ZM5 89V90H6ZM23 89V88H22ZM43 89H42V91H43ZM89 89V88H88ZM94 89V88H93ZM92 89V90H93ZM96 89V88H95ZM98 89V88H97ZM130 89V90H129ZM143 89V88H142ZM160 89V88H159ZM161 89H160V91H161ZM198 89V88H197ZM233 89V88H232ZM8 90H10V89H8ZM35 90H37V88H35ZM47 90V89H46ZM49 90V89H48ZM47 90V91H48ZM59 90V89H58ZM62 90H60V92L59 93H61V91ZM76 90V89H75ZM74 90V91H75ZM90 90V89H89ZM130 92H129V91ZM170 91L171 90H173V88L172 89H169ZM204 90V91H203ZM224 90V89H223ZM234 90H236V89H234ZM15 91V90H14ZM13 91V92H14ZM20 91V90H19ZM25 91H26V88H25ZM24 91V92H25ZM31 91V90H30ZM40 91V90H39ZM45 91V90H44ZM49 91V92H50ZM74 91H69V92H67V93H61L60 94V98L62 99V103L64 102L63 101V98L66 100V98L68 97V96H71L70 94L71 93H73ZM78 91V90H77ZM91 91V90H90ZM90 91H89V93H90ZM103 91H102V93H103ZM128 91V92H127ZM218 91V90H217ZM28 92V91H27ZM26 92V93H27ZM41 92V91H40ZM54 92V91H53ZM56 92V91H55ZM93 92V91H92ZM96 92V91H95ZM98 92H100V91H98ZM134 93V94H129V93ZM173 93H174V90L172 91ZM188 92V91H187ZM214 92V91H213ZM224 92H226V91H224ZM2 93V92H1ZM17 93V92H16ZM16 93H14V94H16ZM79 93V92H78ZM101 92H100V94H102ZM127 93H128V95H127ZM157 93H159L158 91H157ZM156 93V94H157ZM169 93V92H168ZM167 93V94H168ZM188 93H191V92H188ZM18 94V93H17ZM22 94V93H21ZM20 94V95H21ZM24 94V93H23ZM22 94V95H23ZM29 94V93H28ZM36 95H38L39 93H35ZM40 94H43V93H40ZM47 93H45V95H46ZM74 94V93H73ZM95 94H97V93H95ZM142 94V93H141ZM152 94H154L153 96H152ZM166 94V95H167ZM172 94V93H171ZM216 94V93H215ZM221 94V96H223L222 95V93H220ZM11 95V94H10ZM13 95V94H12ZM36 95H34L35 97H36ZM43 96V98H47L46 96ZM50 95V94H49ZM52 95H55V94H52ZM51 95V96H52ZM150 95V96H149ZM168 95H170V93L168 94ZM176 95V93L174 94V96ZM189 95V94H188ZM4 96V95H3ZM83 96V95H82ZM87 95H85V97H86ZM89 96V95H88ZM94 96V95H93ZM102 96V97H103ZM165 96V95H164ZM177 96V95H176ZM181 96V95H180ZM220 96V97H221ZM29 97H31V96H29ZM38 97V96H37ZM56 97V96H55ZM71 97H73V96H71ZM76 97V96H75ZM78 97H79V95H78ZM78 97L76 98V99H78ZM100 97H101V95H100ZM150 97V98H151ZM158 97V95L155 97V98H157ZM163 97V96H162ZM161 97V95H160V101H158L159 100V98H157V101H156V103L158 102V105H157V107H155V109L156 110H154L153 109V106L152 105H150V106H152V109H153V113H152V117L150 118V116L148 117V114L146 113L145 114V116H146V118L148 117V118H150V119H152L153 120V122L154 123H162V125L161 126H163V125H166V128H164V129H167L168 127H167V125H168V123H170V121L173 119V117H172V115H171V108H175L174 106H172L171 107V103L170 102H172V101H175V100H171V101H169V99H171V97L172 98H174L173 97V95L171 96L170 95V97H168V96H165V99H161L162 98ZM166 97H168L169 99H166ZM213 97V96H212ZM212 97H210L211 99H209L210 101L211 100H214ZM217 97V96H216ZM229 97V96H228ZM57 98L59 99V96H57ZM91 98V97H90ZM96 98H99V97H96ZM154 98V99H155ZM164 98V97H163ZM180 98V97H179ZM189 98H191V96L189 97ZM227 98V97H226ZM3 99V98H2ZM7 99V98H6ZM10 99V98H9ZM29 99V98H28ZM40 100H41V97L39 98ZM60 99V100H61ZM88 99L89 98H87V101H88ZM100 99V98H99ZM153 99V98H152ZM217 99V98H216ZM219 99V98H218ZM222 99V98H221ZM1 100V99H0ZM23 100V99H22ZM27 100V99H26ZM37 100V99H36ZM49 100V99H48ZM60 100H58L59 102H60ZM68 100V99H67ZM70 100H72V98H70ZM69 100V101H70ZM83 100H84V98H83ZM187 100V99H186ZM224 100V99H223ZM8 101V100H7ZM19 101H21V100H19ZM28 101V100H27ZM38 101V100H37ZM41 101H46V99H42ZM50 101H52V99H50ZM86 101V102H87ZM89 101H91V99L89 100ZM98 101H100V100H98ZM150 101H151V99H150ZM178 101V100H177ZM262 101V100H261ZM264 101V100H263ZM3 102H4V100H3ZM13 102V101H12ZM49 102V101H48ZM97 102V101H96ZM103 102H101V103H103ZM211 102H214V101H211ZM222 102V101H221ZM225 102V101H224ZM8 103V102H7ZM37 103V102H36ZM39 103V102H38ZM45 103V102H44ZM68 103V102H67ZM78 103V102H77ZM76 103V104H77ZM80 103V102H79ZM82 103V102H81ZM88 103V102H87ZM155 103V104H156ZM209 101H207V104L206 105H208V107H210L209 105L211 104V103H209ZM218 103H220V102H218ZM223 103V102H222ZM222 103H220V104H222ZM260 103V102H259ZM264 103V102H263ZM4 104V103H3ZM16 104V103H15ZM19 104V103H18ZM42 104V103H41ZM64 104H65V102H64ZM69 104H70V102H69ZM68 104V105H69ZM99 104V103H98ZM149 104V105H148ZM151 104H152V102H151ZM188 103L186 102V104H185V106L187 105ZM214 104V103H213ZM215 104H217V103H215ZM6 104H4V106H5ZM21 105V104H20ZM23 105V104H22ZM21 105V106H22ZM49 105H50V102H49ZM60 105V104H59ZM67 105V106H68ZM81 105V104H80ZM83 105V104H82ZM103 105V104H102ZM154 105V104H153ZM174 105V104H173ZM224 105V104H223ZM9 106V105H8ZM13 106V105H12ZM51 106H53V105H51ZM55 106V105H54ZM54 106H53V108H54ZM220 106H222V105H220ZM15 107V106H14ZM17 107H19V105H17ZM24 107H27V105L26 106H24ZM46 107H49V106H46ZM72 107V106H71ZM208 107H206L205 106V108L207 109ZM214 107V106H213ZM217 107H219V105L217 106ZM224 107V106H223ZM222 107V108H223ZM13 108V107H12ZM11 108V109H12ZM32 108H34V107H32L31 106V109ZM40 108V107H39ZM148 108V109H147ZM211 108V107H210ZM216 108V107H215ZM221 108V107H220ZM219 108V109H220ZM261 108V107H260ZM263 109H264V106L262 107ZM7 109V108H6ZM36 109V108H35ZM34 109V110H35ZM45 109V108H44ZM60 109V108H59ZM67 109V108H66ZM86 109V110H87ZM136 109H135V111H136ZM186 109V111H188L187 109H188V107L187 108H185ZM209 109V108H208ZM212 109H214V108H212ZM212 109H210L211 111H212ZM259 109V108H258ZM4 110V109H3ZM7 110H10V109H7ZM21 110V109H20ZM45 110H49V109H45ZM68 110V109H67ZM81 110H82V108H81ZM132 110H134V109H132ZM210 110H206V111H210ZM16 111V110H15ZM14 111V112H15ZM39 111V110H38ZM51 111V110H50ZM55 111V110H54ZM53 111V112H54ZM79 111H80V109H79ZM142 111H138L139 113L141 112L142 113ZM175 110H173L172 112H174ZM224 111V110H223ZM18 111H16V113H17ZM25 112V110L23 111V113ZM26 112H29V111H27V109H26ZM35 112V111H34ZM49 112V111H48ZM52 112V111H51ZM90 112V111H89ZM104 112V113H103ZM134 112V111H133ZM217 112V111H216ZM220 112V111H219ZM87 113V112H86ZM140 113V114H141ZM177 113V112H176ZM199 113V114H198ZM204 113H206L205 111H204ZM212 113V112H211ZM222 113V112H221ZM248 113V112H247ZM258 113V112H257ZM256 113V114H257ZM7 114V113H6ZM12 114V113H11ZM14 114V113H13ZM36 115H37V113H35ZM91 114V115H90ZM116 114V115H115ZM133 114V113H132ZM131 114V115H132ZM135 115H136V113H134ZM133 114V115H134ZM142 114H144V113H142ZM141 114V115H142ZM198 114V115H197ZM218 114H220V113H218ZM246 114V113H245ZM255 114V115H256ZM260 114V113H259ZM20 115V114H19ZM26 115V114H25ZM46 115H48V114H46ZM82 116H83V114H81ZM80 115V116H81ZM116 116V118H115V116ZM139 115V114H138ZM214 115V114H213ZM227 115V114H226ZM7 116V115H6ZM27 116V115H26ZM28 116H30V115H28ZM43 117H44V115H42ZM85 116V115H84ZM114 116V119L112 118ZM117 116H118V118H117ZM186 116H187V114H186ZM220 116V115H219ZM218 116V117H219ZM228 116V115H227ZM249 116V118L248 119H250V117H251V115L249 114L248 115ZM14 117H16V116H14ZM24 117V116H23ZM46 117V116H45ZM48 117V116H47ZM47 117H46V119H47ZM140 117V119H141V116H139ZM198 117V118H199ZM215 117H217V116H215ZM5 118V117H4ZM10 115H9V117H8V119H7V123H9V124H7L5 121H4V123L3 124H5L4 126H6V125H8V126H10L11 124V126H13V128L12 129H14L16 132L15 133H17V134H19V132H23V133H20L19 135H21V137L19 138L20 139V144L19 145H21V146H23L21 143H22V141L24 140H27L28 141V138H27V136H30V135H32L31 133H28L26 136H23L22 137V134L24 135V132L27 130H25V131H23V130H21V128L20 129H17L16 128V123H14L16 120H17V118H18V116H17V118H12V121H13V119H14V121H13V123H12V121L10 120ZM29 118H31V117H29ZM131 118V117H130ZM135 118V116H133V118L131 119V120H133ZM137 118V117H136ZM147 118V119H148ZM245 118H247V116L245 117ZM25 118H23V120H24ZM43 119V118H42ZM49 119V118H48ZM139 118H138V120H140ZM142 119L144 120L145 119V117H142ZM175 119V118H174ZM173 119V120H174ZM220 119V118H219ZM222 119V118H221ZM224 119V118H223ZM222 119V120H223ZM10 120V121H9ZM20 120H21V118H20ZM20 120H18L19 122H21V124L22 125H24L23 123H22V120L20 121ZM26 120V119H25ZM24 120V121H25ZM152 120H150V121H152ZM254 120V119H253ZM42 121V120H41ZM79 121V120H78ZM145 121V120H144ZM143 121V124L144 123H146V122H144ZM217 121V120H216ZM227 121V120H226ZM248 121V120H247ZM251 121H252V119H251ZM17 122V121H16ZM31 122V121H30ZM127 122V121H126ZM201 122V121H200ZM221 122V121H220ZM249 122V121H248ZM254 122V121H253ZM18 123V122H17ZM26 123V122H25ZM31 123H33V121L31 122ZM80 123V122H79ZM85 123V122H84ZM140 124V125H142L141 123H142V121H141V123L140 122H138V121H136L135 122V125L136 124ZM150 124H151V122H149ZM148 123V124H149ZM172 123H174V122H172ZM202 123V122H201ZM212 123H215V121H213ZM218 123V122H217ZM216 123V124H217ZM223 123V122H222ZM222 123H221V125H222ZM224 123H226V122H224ZM245 123H247L246 121H244L243 122V125L245 124ZM251 123V122H250ZM0 124H2V122L0 123ZM21 124L19 123V125L21 126ZM29 124V123H28ZM35 124V123H34ZM49 124V123H48ZM83 124V123H82ZM132 124H134V123H132ZM139 124L137 125V126H139ZM187 124H185V125H187ZM197 124H199L200 125V123H199V121H198V123ZM197 124H194V126H192V127H196V126H198ZM33 125V124H32ZM40 125V124H39ZM41 125H45V124H41ZM76 125V124H75ZM74 125V126H75ZM196 125V126H195ZM242 125V124H241ZM249 126H250V124H248ZM7 126V127H8ZM11 126H10V129H11ZM14 126H15V128H14ZM29 126H30V124H29ZM37 126V125H36ZM92 126H94V127H92ZM126 126V125H125ZM149 126V125H148ZM147 126V127H148ZM203 126H204V122H203ZM202 126V127H203ZM218 126H220V125H218ZM247 126V125H246ZM244 127V128H242L243 126H241V128L243 129H241V128H239V130L240 131H243V132H241V134L243 135L244 134V138L245 137H248V138H250L251 136H252V134H251V132H249V130L247 129L248 127ZM254 125H252V126H250V127H253ZM6 127V128H7ZM18 127V126H17ZM26 127H27V124H26ZM33 127V126H32ZM31 127V128H32ZM35 127V126H34ZM73 127V126H72ZM92 127V128H91ZM140 127V126H139ZM146 127V126H145ZM164 127V126H163ZM187 128H189L188 126H186ZM210 127V126H209ZM209 127H208V129H209ZM214 127V125L212 126V128ZM222 128H219V132H221V130L220 129H223L224 130V132H226L227 130H225V128H223L224 127V125L223 126H221ZM5 127H4V129H5V131L3 130H1V132H5L6 133V131L7 130H9V127H8V129H6ZM42 128V127H41ZM71 128V127H70ZM105 128V130H110V131H112V133H110L111 135H112V137H114L113 139L111 138V135L109 134V132L107 133V135L106 136H104V134H102L103 133V130L102 129H104ZM153 128V127H152ZM162 128V127H161ZM197 128V127H196ZM211 128V127H210ZM3 129V128H2ZM29 129V128H28ZM66 129V128H65ZM75 129V128H74ZM77 129V128H76ZM82 129V128H81ZM132 129H134L135 130V128L133 127ZM143 129V128H142ZM147 129V128H146ZM193 129V128H192ZM250 129V131H254L253 129H251V128H249ZM18 130H19V132H18ZM30 130V129H29ZM63 130V129H62ZM116 130H118V129H116ZM121 130V129H120ZM204 129H202V131H203ZM217 130V129H216ZM11 131V130H10ZM66 131V130H65ZM71 131H75V130H72V128H71ZM123 131V130H122ZM190 131V130H189ZM194 131V130H193ZM206 131H208V130H206ZM218 131V130H217ZM257 131V130H256ZM0 132V133H1ZM12 132H13V130H12ZM12 132H10V134L12 133ZM35 132V131H34ZM78 132V131H77ZM131 132H132V130H131ZM134 132V131H133ZM142 132H144L143 130H142ZM191 132V131H190ZM200 132H201V130H200ZM204 132V131H203ZM209 133H210V131H208ZM212 132V131H211ZM258 132V131H257ZM8 133H9V131H8ZM8 133H6V136H4L3 135V137H9V136H7L8 135ZM14 132H13V134H15ZM48 133V132H47ZM50 133V132H49ZM67 133H69V132H67ZM96 133V134H95ZM121 133V132H120ZM123 133V132H122ZM147 133V132H146ZM187 133V132H186ZM195 133H197V132H195ZM13 134H11V135H13ZM61 134V133H60ZM106 134V133H105ZM142 134V133H141ZM145 134V133H144ZM148 134V133H147ZM150 134V133H149ZM200 134V133H199ZM204 134V133H203ZM216 134H217V132H215V134H213V136L215 137V138H217L216 137ZM220 134V133H219ZM222 134V136H223V132L221 133ZM253 134H257L256 132L254 133L253 132ZM260 134V133H259ZM11 135H10V137H11ZM16 135V134H15ZM43 135V134H42ZM41 135V136H42ZM53 135V134H52ZM58 135V134H57ZM72 135H73V133H72ZM74 137L72 136V138H74L75 140H77L76 138V135H78L77 133H76V131L74 132ZM90 135H92L91 137H90ZM118 135V134H117ZM184 135H186V134H184ZM195 135V134H194ZM197 135V137L196 136H194V138L192 137V135H190V133L189 134H187L186 136H184L183 138H184V140H182L183 142H179V143H181L182 145H181V147L180 146H177V149H178V147H180V149L178 150V152H176L175 154H173V158L167 163V164H164V165H166L164 168H162V171H161V173H162V186L158 189V187H157V189H158V192L156 193L158 196L156 197V195L154 196V198L152 197V199H153V201H152V199H149V200H151L152 201V203L150 204L149 202H151V201H149L148 203H146L147 205H143V206H148V204L151 206V208H152V211H153V218L156 220V222H155V224L154 225H152V227L149 229H145V230H148V232L146 231V236H150V237H152L153 239H154V241L156 242V245L157 246H154V248L156 249H154L155 251H156V253L158 254L159 253V247H161V244H162V247L163 248H165V250L163 251L164 253H162L161 252V249H160V252L163 254H161L162 255V257L160 258L161 260H164V259H166L167 260V262L168 263H170V264H187L188 262H189V264H201V262H202V260H203V254L210 248L211 249V246L209 245V246H207V243H210L212 240H214L215 241V237L212 235L211 237L209 236L210 234L209 233H211V234H219V236H220V234H224V229H225V227H226V225L225 224H227V223H225L224 224V222H229V221H226V220H228L229 218V214L227 215L228 217V219H226V220H224V217H225V214H219V212L217 213V208H216V205H218V204H216L214 207H215V214L213 213V210L211 211L212 213H210V215H209V212L210 211H208V212H206V210H205V207L206 206H204L205 204H208V203H204V200L205 199H203L202 200V207H200V210H198V208H199V206L198 207H194L193 209L191 208V210L193 211V216H192V214L191 215H189V216H191V217H193V218H190L188 215V217L190 218V222H192V228H191V231L190 232H186V230L185 231H182L181 230V228H180V232L178 231L179 229H177L176 231L178 232H175L176 233V235L175 236H170V234H168V236H169V238L171 237V240H170V242H169V240H168V242L166 241V239L165 240H161L163 243H161V241L159 242V240H158V238H159V236H160V234H163L164 233V231H163V229H164V227H163V224L161 223L160 224V221H159V219L161 218L162 219V215L164 216V214H165V210H166V208L169 206L170 207V205H172V203L170 204V202H172L173 200H171L172 198H173V196H175L176 194L178 195H180V196H183V198H184V200H186V199H188L190 202H189V204L191 205V203H193L194 201H193V199H190L191 197L193 198V196H191L193 193H196L195 191H196V188L197 187H199V182L198 183H194V184H192V180H190L189 181V178L191 177H189V171H190V173L192 172V169H193V171L195 170V167L198 165L199 167H202V165H203V163H204V161H203V163L201 162L200 163V161L201 160H203L205 157V147H207V146H209L210 147V145H208V143L206 144V146H204V147H202V146H200V148H201V150H199V149H196L195 151L194 150H192L191 149V147H192V145H194L195 146V142L197 141L198 143H199V145L201 144L200 143V139L198 138L199 137V135H198V133L196 134ZM201 135V134H200ZM218 135V134H217ZM225 135V134H224ZM258 135V134H257ZM17 136L18 135H16V139H17ZM33 136V135H32ZM32 136H30V139H29V141H31V139L33 138V143L35 144L36 143V147H38L37 145L39 144H37V142H38V139H40V137L41 136H39V138L37 139V138H34V137H32ZM45 136V135H44ZM55 136H56V134H55ZM66 136V135H65ZM65 136H63L64 137V140H63V142H62V144L63 145H69V140L68 139H66V141H65ZM69 136L71 137V135H70V133H69ZM141 136H143V135H141ZM183 136V135H182ZM181 136V137H182ZM212 136V135H211ZM221 136V135H220ZM219 136V137H220ZM240 136V135H239ZM250 136V137H249ZM255 137V140H256V138H257V136L256 135H254ZM25 137V138H24ZM32 137V138H31ZM60 137V136H59ZM76 137V138H75ZM81 137V136H80ZM125 137V136H124ZM127 138H128V136H126ZM125 137V138H126ZM131 137V136H130ZM203 137V136H202ZM21 138H24V139H22L21 140ZM41 138H43V137H41ZM45 138H46V136H45ZM67 138H69L68 137V134H67ZM124 138V139H125ZM135 138V137H134ZM142 138V137H141ZM150 138V136L148 137V138H146V139H149ZM198 139V140H196V139ZM201 138V137H200ZM221 138V137H220ZM248 138H247V140H248ZM253 138V139H254ZM259 138V137H258ZM4 139V138H3ZM34 139H36L37 140V142H35L34 141ZM59 139V138H58ZM71 139V138H70ZM81 139V138H80ZM145 139V138H144ZM193 139H195L196 141H194ZM203 139H205V137H203ZM213 138H211V140H212ZM225 139V141H226V138L224 137L223 138V140ZM235 139V138H234ZM233 139V140H234ZM237 139H239V138H237ZM246 139V138H245ZM251 140H252V138H250ZM250 139L248 140V141H250ZM18 140V139H17ZM44 140V139H43ZM50 139H48V141H49ZM68 140V141H67ZM75 140H72V141H75ZM131 140V139H130ZM141 141L143 140V139H140ZM214 140V139H213ZM220 140H222V139H220ZM242 140V139H241ZM246 140V141H247ZM259 140V139H258ZM27 141H25L23 144H25ZM47 141V140H46ZM56 140H54V142H55ZM61 141H62V139H61ZM61 141L59 140V141H57L58 142V144L59 145H61ZM78 141V140H77ZM76 141V142H77ZM125 141V140H124ZM139 141V140H138ZM150 141V140H149ZM179 141V140H178ZM201 141H205V140H202V138H201ZM207 141V140H206ZM13 142H14V140H13ZM41 142V141H40ZM45 142V141H44ZM57 142H56V144H57ZM76 142H75V144H76ZM126 142V141H125ZM128 142H129V140H128ZM251 142H253V141H251ZM257 142V141H256ZM260 142V141H259ZM28 144L30 143V142H27ZM53 143V142H52ZM74 143V142H73ZM131 143H133V142H131ZM131 143H129V144H131ZM142 143H144V141L142 142ZM141 143V144H142ZM223 143H224V141H223ZM230 143V142H229ZM228 143V144H229ZM232 143H233V141H232ZM240 143V142H239ZM242 143V142H241ZM250 143V142H249ZM9 144V143H8ZM31 144V143H30ZM33 144V145H34ZM41 144V143H40ZM57 144V145H58ZM124 144V143H123ZM210 144H212V143H210ZM237 144V143H236ZM236 144H231V147H230V149H228L229 151H227V153L228 154H226V155H228L227 156V159H228V162L230 163V164H232L233 162H234V160L236 161V159H234V158H236L237 156H238V154H237V156L236 157H233V155L234 154H232L233 152H231V150L232 151H234L233 149H231V148H233L232 146L233 145H236ZM257 144V143H256ZM5 145H6V143H5ZM10 145V144H9ZM19 145H16L15 144V146L16 147H18ZM32 145V144H31ZM30 145V146H31ZM32 145V146H33ZM53 145V144H52ZM54 145H55V143H54ZM74 145V144H73ZM73 145H71L72 147H74ZM127 145V144H126ZM149 145V144H148ZM178 145V144H177ZM198 144H196V146H197ZM198 145V146H199ZM241 145V144H240ZM251 145H252V143H251ZM254 145V144H253ZM11 146V145H10ZM14 146V147H15ZM25 146H27V145H25ZM70 146V147H71ZM174 146H176V145H174ZM193 146V147H194ZM225 146V145H224ZM229 146H230V144H229ZM239 146V145H238ZM243 146V145H242ZM241 146V147H242ZM255 146V145H254ZM257 146V145H256ZM254 147V148H257V147ZM3 147V146H2ZM15 147V148H16ZM24 147V146H23ZM34 147V146H33ZM32 147V148H33ZM59 148L61 147V146H58ZM69 147V146H68ZM122 148H123V146H121ZM124 147H125V145H124ZM127 147V146H126ZM139 147H140V144H139ZM143 147V146H142ZM145 148H146V146H144ZM143 147V148H144ZM226 147V146H225ZM259 147V146H258ZM4 148H5V146H4ZM19 148V147H18ZM17 148V149H18ZM29 148V147H28ZM62 148H64L63 146H62ZM132 148H134V147H132ZM199 148V147H198ZM205 148V149H204ZM252 148V147H251ZM1 149V148H0ZM27 149V148H26ZM31 149V148H30ZM50 149V148H49ZM64 149H66V148H64ZM105 150H107L108 148H104ZM111 149H113V148H111ZM115 149V148H114ZM136 149H138V148H135V151H136ZM172 149H174V147L172 148ZM202 149L204 150V152L202 151ZM236 149V148H235ZM240 149V148H239ZM262 149V148H261ZM4 150V149H3ZM15 150V149H14ZM21 150V149H20ZM28 150V149H27ZM56 150V149H55ZM60 150V149H59ZM124 150H127V149H124ZM176 150V149H175ZM198 150V151H197ZM210 150V149H209ZM208 150V151H209ZM238 150V149H237ZM241 150V149H240ZM239 150V151H240ZM260 150V149H259ZM259 150H257L256 151V149L255 150H253L252 149V151L254 152V153H258V152H261V151H263V150H261V151H259ZM29 151V150H28ZM50 151V150H49ZM52 149H51V153H52ZM120 151V150H119ZM131 151V150H130ZM138 151H140V150H138ZM226 151V150H225ZM27 152V151H26ZM46 152V151H45ZM122 152V151H121ZM143 152V151H142ZM145 152V151H144ZM171 152V151H170ZM169 152V153H170ZM201 152H203V154L201 153ZM221 152V151H220ZM224 152V151H223ZM247 152L248 151H246V149H245V154H247ZM253 152H251V153H253ZM2 153V152H1ZM9 153V152H8ZM8 153H7V155H8ZM28 153V152H27ZM115 153V152H114ZM135 153V152H134ZM138 153V152H137ZM140 153V152H139ZM138 153V154H139ZM174 153V152H173ZM240 153V152H239ZM244 153V152H243ZM253 153V154H254ZM12 154V153H11ZM20 154V153H19ZM22 154V153H21ZM110 154V153H109ZM116 154H117V152H116ZM131 154V153H130ZM141 155H142V153H140ZM200 154H202V158H200L201 157V155ZM236 154V153H235ZM241 154V153H240ZM248 154H249V152H248ZM248 154H247V156L246 157H252V156H248ZM1 155V154H0ZM6 155V154H5ZM13 155V154H12ZM45 155V154H44ZM53 155H54V153H53ZM60 155H62V153H60ZM67 155H68V153H66V157H67ZM133 155V154H132ZM131 155V156H132ZM172 155V152H171V154H170V156ZM204 155V156H203ZM207 155V154H206ZM221 155V154H220ZM225 155V154H224ZM226 155L225 156H223V157H225L226 158ZM241 155H243V154H241ZM252 155V154H251ZM256 154H254V156H255ZM10 156V155H9ZM22 156V155H21ZM49 156V155H48ZM120 156H122V154L120 155ZM125 156V155H124ZM127 156H128V154H127ZM168 156V155H167ZM235 156V155H234ZM263 156V155H262ZM12 157V156H11ZM41 157H42V155H41ZM45 157V156H44ZM43 157V158H44ZM130 157V156H129ZM204 157V158H203ZM223 157H221V158H223ZM233 157V158H232ZM245 157V158H246ZM2 158H3V156H2ZM5 158H6V156H5ZM4 158V159H5ZM29 157H27V159H28ZM57 157H55V159H56ZM59 158V157H58ZM69 158H72V161H71V159H69ZM117 158V157H116ZM119 158V157H118ZM126 158V157H125ZM124 158V159H125ZM255 158V157H254ZM257 158H259V157H257ZM26 159V158H25ZM40 159V158H39ZM107 159H109V158H107ZM123 159V160H124ZM132 159V158H131ZM206 159V158H205ZM204 159V160H205ZM226 159V160H227ZM247 159V158H246ZM256 159V158H255ZM254 159V160H255ZM261 159V158H260ZM264 159V158H263ZM3 160V159H2ZM20 160V159H19ZM41 160V159H40ZM47 160V159H46ZM113 160H115V159H113ZM122 160V159H121ZM120 160V161H121ZM126 160V159H125ZM133 160V159H132ZM136 160V159H135ZM165 160V159H164ZM215 160V159H214ZM232 160H233V162H232ZM17 161V160H16ZM26 161H28V160H26ZM38 161V160H37ZM57 161V160H56ZM59 161V160H58ZM117 161V160H116ZM115 161V162H116ZM129 161H130V159H129ZM128 161V162H129ZM166 161V160H165ZM222 161H223V159H222ZM240 162H241V160H239ZM248 162H250L251 163V161H253V159L251 160L250 159V161H249V158H248V160H247ZM260 161V160H259ZM6 162V161H5ZM47 162V161H46ZM114 162V161H113ZM123 161H121V162H119V163H122ZM156 162V161H155ZM227 162V163H228ZM237 162V161H236ZM240 162H238V163H240ZM246 162V161H245ZM263 162H264V160H263ZM20 162L18 161V163L17 164H19ZM31 163V162H30ZM43 163V162H42ZM125 163H127V161L125 162ZM161 163V162H160ZM165 163V162H164ZM219 163V162H218ZM223 163V162H222ZM224 163H225V161H224ZM242 163V162H241ZM249 163V166L251 165ZM256 163H258V162H256ZM256 163L255 162H252V165H254V167L255 166H257L256 165ZM33 164V163H32ZM54 164H58V163H54ZM158 164V163H157ZM200 164H202V165H200ZM236 164V163H235ZM245 164V163H244ZM243 163L242 164H240L236 169H240L241 168V166L242 165H244ZM246 164H247V162H246ZM245 164V165H246ZM260 164H262V166H263V164L264 163H260L259 162V166H257L256 167V169L257 168H259L260 167ZM7 165V164H6ZM26 165V164H25ZM24 165V166H25ZM36 165V164H35ZM60 165V163L58 164V166ZM68 165H64L66 168H69V166ZM163 165V166H164ZM248 165V164H247ZM8 166V165H7ZM11 166H12V161H11ZM10 166V167H11ZM15 166V165H14ZM17 166H19V165H17ZM20 166H22L21 164H20ZM24 166H22V167H24ZM32 166V165H31ZM30 166V167H31ZM39 166V165H38ZM37 166V167H38ZM40 166H43V167H45L44 165H41V163H40ZM50 166V165H49ZM51 166H52V164H51ZM51 166H50V168L47 166V167H45L46 168V170L47 171H49L50 169H52L51 168ZM118 166V165H117ZM162 166V167H163ZM197 166V167H198ZM237 166V165H236ZM3 167H6V166H3ZM27 167V166H26ZM34 167V166H33ZM36 167V166H35ZM63 167V166H62ZM72 167H70V168H72ZM121 167V166H120ZM196 167V168H197ZM207 167V166H206ZM212 167V166H211ZM218 167H220V166H218ZM247 167V166H246ZM245 166H243V168L245 169H243L244 171H247L248 169H250L251 170V168H253V167H248V169L246 168ZM16 168V166L14 167V169ZM39 168V167H38ZM42 168V167H41ZM40 168V169H41ZM48 168H49V170H48ZM56 168V167H55ZM64 168V167H63ZM212 168H214V167H212ZM215 168H217V167H215ZM215 168H214V170H215ZM228 168H230L229 166H228ZM227 168V169H228ZM233 168L235 169V167L233 166L232 167V169L230 170H228V173H230V171H232V173H234L235 171H236V169H235V171L233 170ZM7 169H8V167H7ZM19 169H20V167H19ZM43 169V168H42ZM58 169V168H57ZM61 169V168H60ZM65 169V168H64ZM197 169H199V168H197ZM196 169V170H197ZM205 169V168H204ZM208 169L209 168H207V170H205V171H208ZM220 170H221V168H219ZM226 169V170H227ZM247 169V170H246ZM256 169H253L252 171L254 172V170H256ZM30 170H31V168H30ZM33 170V169H32ZM31 170V171H32ZM44 170V169H43ZM53 170V169H52ZM52 170H50V171H52ZM62 170V169H61ZM68 170H66V172H68ZM160 170V169H159ZM209 170H211V169H209ZM219 170V171H220ZM1 171V170H0ZM5 171V170H4ZM3 171V172H4ZM17 172H18V169L16 170ZM16 171L14 172L13 170H12V172L11 173H9V174H15L16 173ZM37 172L38 170H36V169H34V171H32V172ZM41 171V170H40ZM54 171H55V169H54ZM63 171V170H62ZM134 171V170H133ZM199 170H197L195 173H197ZM216 171H217V169H216ZM234 171V172H233ZM239 171H241V169L240 170H238V173H236L238 176L240 175V172ZM244 171H242V172H244ZM245 172L246 174L247 173H251V174H254L253 172ZM258 171L260 172V170L258 169ZM263 172H264V166H263V170H262ZM30 172V171H29ZM56 172V171H55ZM221 172H224V171H221ZM5 173H7V172H5ZM23 173V171L21 170V174ZM41 173V172H40ZM40 173H39V175H40ZM45 173H47V172H44V175H45ZM53 173V172H52ZM57 173V172H56ZM160 173V174H161ZM199 173H201V172H198L197 174H199ZM203 173H206V172H202V174H200V175H197V176H202L203 175ZM208 173V172H207ZM220 173V172H219ZM232 173H230V174H228L227 175V173H225V177H224V174H221L220 173V175L218 176V173L216 174V176H218V177H216L215 175H214V177L213 176H211L212 177V180L214 179V181L213 182H215V179L217 178L218 179V182H219V184L221 185V184H233V180L235 179H237L238 178V176H237V178L236 177H234V175H232ZM9 174H8V176L7 175H5V177L7 178V177H9V178H7V180L8 179H10V177H12V175H10L9 176ZM20 174V171H19V175H18V177L17 178H21V180H22V182H23V176H24V178H26V179H24V180H28L27 178H29V176H28V174H26L25 172L23 173L24 175L22 176ZM36 174H38V173H36ZM43 173H41V175H42ZM55 174V173H54ZM192 174H193V172H192ZM210 173H208V175H209ZM235 174V173H234ZM235 174V175H236ZM256 174V173H255ZM41 175H40V178H41V180H42V177H41ZM119 175V176H118ZM195 175V174H194ZM193 175V176H194ZM245 175V174H244ZM250 175V174H249ZM0 176H3V175H0ZM16 176H17V174H16ZM25 176H27V177H25ZM32 176V175H31ZM36 177V180H38V178H39V176H37V175H35ZM107 176H109V177H107ZM122 176H123V174H122ZM204 177H206L205 175H203ZM233 176V177H232ZM248 175H245V177H247ZM256 176H258V174L256 175ZM255 175H254V177H256ZM45 177V176H44ZM43 177V178H44ZM51 177V176H50ZM199 177H197L198 179H199ZM231 177H232V179H231ZM240 177H243L242 175L241 176H239V178ZM244 177V178H245ZM249 177V176H248ZM252 177H253V175H252ZM1 179H5L4 178V176L3 177H0ZM19 178V179H20ZM40 178H39V180L38 181H36L35 179H34V181H31V183H33V182H37V186H40V187H42V188H44L43 187V184H41L42 183V181H40ZM125 178V177H124ZM201 178H203V177H201ZM234 178V179H233ZM261 178V177H260ZM203 179H205V178H203ZM219 179H221V183H220V180ZM241 179V178H240ZM256 179V178H255ZM264 179V178H263ZM31 180H32V178H31ZM51 180H53L52 178H51ZM195 176H194V179H193V181L195 182ZM247 180H249V179H246V181ZM252 180H253V178H252ZM259 180V179H258ZM260 180H262V179H260ZM1 181V180H0ZM9 181V180H8ZM7 181V182H8ZM12 181H13V178H12ZM12 181H10V183L12 182ZM122 181H124V180H122ZM161 181V180H160ZM160 181H159V183H157V181H155L157 184H158V186H159V184H160ZM197 181V180H196ZM201 181H202V179H201ZM203 181H205V180H203ZM208 180H206L205 182H207ZM256 181V180H255ZM4 182L6 183V180H3V183H2V181H1V183H0V195H3L5 192V194H4V197L3 198H5V196H6V194L7 195H9L8 193L10 192L9 190H11V189H8L6 186H7V184H8V186H9V183H6V184H4ZM21 182V181H20ZM41 182V183H40ZM43 182V183H44ZM120 182V181H119ZM135 182V181H134ZM204 182V183H205ZM209 182H212V181H210L209 180ZM209 182H207V183H209ZM223 182V183H222ZM237 182H238V179H237ZM237 182H235L234 181V183L237 185ZM242 182V181H241ZM252 182V181H251ZM250 182V183H251ZM14 183V182H13ZM17 183V182H16ZM18 183H19V181H18ZM27 183H30V182H28L27 181ZM26 183V185H28ZM30 183V185H32ZM39 183V184H38ZM52 183V182H51ZM217 183V182H216ZM213 184V183H209L208 184V186L210 185V184H213V185H217V184ZM254 183V182H253ZM252 183V184H253ZM1 184H3V185H5V187L7 188V190H5L4 188L5 187H3ZM34 184V183H33ZM36 184V183H35ZM42 186H41V185ZM106 184V185H107ZM121 184H122V182H121ZM120 184V185H121ZM126 184V183H125ZM203 184V183H202ZM201 184V185H202ZM235 184H233V185H235ZM16 185V184H15ZM15 185L13 186V187H15ZM18 185H20V183L18 184ZM24 185V184H23ZM65 185H67L66 186V192H67V194L65 193L64 194V192L62 191L63 189H65V188H63V186H65ZM118 185V184H117ZM142 185V184H141ZM200 185V186H201ZM205 185V184H204ZM232 185V186H233ZM255 185V184H254ZM258 185V184H257ZM260 185H261V183H260ZM36 185H33L32 187H35ZM108 186V185H107ZM122 186V185H121ZM128 186V185H127ZM134 186V185H133ZM140 186V185H139ZM211 186V185H210ZM222 186V185H221ZM17 187H19V186H17ZM21 187V186H20ZM29 187V186H28ZM32 187H31V189H32ZM123 187V189H125L124 187H126V186H122ZM206 187V186H205ZM213 187V186H212ZM211 187V188H212ZM216 187H218V186H216ZM220 187V186H219ZM224 187H227V185H223V190L222 191H224ZM229 187V186H228ZM236 187V186H235ZM11 188V187H10ZM45 188V189H46ZM118 188V187H117ZM127 188V187H126ZM200 188V187H199ZM215 188V187H214ZM214 188H212L211 189V191H210V189L208 190V192H211L212 193V190L214 189ZM230 188V187H229ZM234 188V187H233ZM17 189H19V188H17ZM24 189L25 190H29V188H27V186H25L24 187ZM30 189V190H31ZM35 189H38V188H34L33 189V191L35 190ZM45 189H43V191L42 190H40V188H39V190L37 191L36 190V193L38 192H40V191H42V192H44V190ZM119 189V188H118ZM139 189V188H138ZM219 189V188H218ZM221 189H222V187H221ZM262 189V188H261ZM15 190V189H14ZM115 190H117V189H115ZM114 190V191H115ZM120 190V189H119ZM134 190V189H133ZM137 190V189H136ZM197 190H198V188H197ZM201 190V189H200ZM9 191V192H8ZM12 191V190H11ZM33 191H32V193H33ZM45 191V192H46ZM214 192L216 191L217 193H221V192H218L217 191V188H216V190H213ZM225 191H226V188H225ZM229 191V190H228ZM232 191V190H231ZM231 191H230V193H231ZM233 191H234V189H233ZM236 191V190H235ZM51 192V193H52ZM134 192V191H133ZM138 192V191H137ZM181 192H182V194H181ZM200 192V191H199ZM202 192H204V191H202ZM205 192H206V190H205ZM213 192V193H214ZM237 193L239 192V190L238 191H236ZM11 193H14V191H12ZM10 193V194H11ZM20 193V192H19ZM19 193H17L16 192V194L18 195ZM22 193V192H21ZM32 193H27V192H25V195H28L29 196V194H31L30 196L31 197H33V196H38V194H35L34 193V195H32ZM51 193H48V194H50V195H52ZM69 193V194H68ZM226 193H229V192H226ZM41 194H43V193H41ZM40 194V195H41ZM62 194H64V195H62ZM131 194V193H130ZM206 194V193H205ZM222 194V193H221ZM23 195H24V193H23ZM23 195L22 194H19L18 196H12L11 198H12V200H8V201H10L11 203H10V205H8L7 207H9V208H7L6 210H7V218L8 219H14L15 220V218L17 217H19V216H23L22 214L23 213H26V212H28L29 214H32V212H29L31 209H34L33 211H34V213L36 212V210L38 209V205L40 206V204H37L36 205V209H35V207H33V208H31L30 209V207H31V204H32V201L33 202H35L36 203V198H34V199H32L31 201L29 200L30 198V196L28 197V196H25V197H27L25 200L27 201V199L29 200L28 201V205H26L25 204V200H24V198H23ZM46 195L47 194H44V197L46 198ZM61 195V196H60ZM195 195V194H194ZM207 195H208V193H207ZM228 195V194H227ZM19 196H21L22 198H20ZM111 196V197H110ZM120 196V195H119ZM179 196V197H180ZM216 196H217V194H216ZM222 196H225L226 197V195H222ZM222 196H220V197H222ZM234 196V195H233ZM241 196V195H240ZM42 197V196H41ZM41 197H37V198H39L37 201L38 202H40L39 200L40 199H45V198H41ZM48 197V196H47ZM51 197V196H50ZM156 197V198H155ZM208 197H211L210 199H211V202L213 203L214 201H216L217 199H215V200H212V197H214V194L213 195H211V194H209V196ZM218 197H219V195H218ZM228 197V196H227ZM242 197V196H241ZM0 198H1V196H0ZM7 198H8V196H7ZM120 198V197H119ZM198 198H199V200H198ZM197 198V202H194L195 204L196 203H198V201H200V199H201V197H198ZM203 198V197H202ZM235 198H236V196H235ZM243 198V197H242ZM2 199V198H1ZM6 199V198H5ZM9 199V198H8ZM23 199V200H22ZM179 199V198H178ZM206 199H208L207 198V196H206ZM233 200H234V198H232ZM244 199V198H243ZM180 200V199H179ZM220 200H222V198L220 199L219 198V200H217L216 201V203H220V204H222L221 203V201ZM5 201V200H4ZM48 201V200H47ZM113 201V200H112ZM176 201V200H175ZM206 201V200H205ZM210 201V200H209ZM229 201H232V200H229ZM244 201V200H243ZM0 202H1V200H0ZM5 202H7V201H5ZM46 202V201H45ZM44 201L42 202V203H45ZM117 202V201H116ZM146 202H147V200H146ZM185 202V201H184ZM184 202H183V204H184ZM188 202V201H187ZM206 202H208V201H206ZM211 202H210V204H211ZM246 202V201H245ZM2 203H4L3 201H2ZM51 204L52 205V207H53V205L54 204ZM145 203V202H144ZM182 203V202H181ZM180 203V204H181ZM227 203V202H226ZM225 203V205L227 206V204ZM229 203H231V202H229ZM228 203V204H229ZM48 204H49V202H48ZM113 204V203H112ZM179 204V203H178ZM242 204V203H241ZM6 205H7V203H6ZM42 205H45V204H42ZM176 205V204H175ZM232 205V204H231ZM231 205H230V207H231ZM243 205V204H242ZM4 206V205H3ZM143 206H141V207H143ZM210 205H208V207H209ZM219 206H223V204L222 205H219ZM219 206H218V209L220 210V208H219ZM226 206H225V208H226ZM229 206V205H228ZM238 206V205H237ZM236 206V207H237ZM244 206V205H243ZM45 207V206H44ZM116 207V206H115ZM118 207V206H117ZM138 207V206H137ZM186 207V206H185ZM213 207V208H214ZM230 207H228V209L230 208ZM240 207V206H239ZM3 208V207H2ZM46 208V207H45ZM173 208V207H172ZM182 208V207H181ZM189 210H190V208L189 207H187ZM212 208V207H211ZM223 208V207H222ZM242 208V207H241ZM0 209H1V207H0ZM30 209V210H29ZM47 209V208H46ZM146 209H148V212H150L149 211V207L148 208H146ZM146 209H144L145 211H146ZM170 208H168V210H169ZM187 209V210H188ZM210 209V208H209ZM5 210V208H4V210L2 209V212H5L6 211ZM39 210H41L40 208H39ZM48 210V209H47ZM47 210H44V214L46 215V213H45V211H47ZM142 210V209H141ZM143 210V211H144ZM171 210V209H170ZM169 210V211H170ZM175 210H177V209H175ZM243 210H245V209H243ZM50 211V210H49ZM49 211H47L48 212V214H49ZM191 211V212H192ZM223 211V213H224V210H222ZM222 211H221V213H222ZM232 211H233V209L231 210V212L230 213H232ZM135 212H136V210H135ZM140 212V211H139ZM168 212V211H167ZM177 212H179V210L177 211ZM189 212V211H188ZM237 212H238V210H237ZM237 212H236V214H237ZM239 212H241L242 213V211H239ZM246 212V211H245ZM6 213V212H5ZM28 213H26L28 216H29V214ZM36 213H38V211L36 212ZM40 213V212H39ZM83 213H84V215H83ZM86 213H88L89 215H87L88 217H84L85 216V214ZM137 213V212H136ZM146 213V212H145ZM164 213V214H163ZM190 213V212H189ZM234 213V212H233ZM233 213L231 214L232 215V217L233 218H231V219H234V215H233ZM43 213H41V215H42ZM52 214V213H51ZM114 214H115V211L113 212V215L112 216H114ZM134 214L135 213H133L132 215L134 216ZM187 214V213H186ZM212 214V215H211ZM244 214V213H243ZM1 215V214H0ZM4 215H6V214H4ZM25 215V214H24ZM34 215V214H33ZM44 215V216H45ZM50 215V214H49ZM118 215V214H117ZM116 215V216H117ZM138 215V214H137ZM136 215V216H137ZM142 215H143V213H142ZM147 215H148V213H147ZM149 215H151L150 213H149ZM179 215V214H178ZM214 215V216H213ZM2 216V215H1ZM38 216V217H37ZM132 216V217H133ZM146 216V215H145ZM182 216H183V214H182ZM182 216H181V218H182ZM186 216V217H187ZM247 216V215H246ZM248 216H249V214H248ZM2 217H4V216H2ZM32 218H33V216H31ZM49 217V216H48ZM51 217V216H50ZM138 217V219H139V217L140 216H137ZM136 217V218H137ZM213 218V220L211 221L210 219H212ZM235 217H236V215H235ZM16 218V219H17ZM122 218V217H121ZM188 218V219H189ZM2 219V221H3V218H1ZM5 219H6V216H5ZM8 219H6V220H8ZM46 219V218H45ZM54 219V218H53ZM52 219V220H53ZM119 219V218H118ZM144 219V217L142 218V220ZM146 219H148L149 220V218H146ZM152 219V218H151ZM4 221L3 223L5 224L7 221ZM23 220H25V218H23ZM22 220V221H23ZM27 220V219H26ZM25 220V221H26ZM33 220H34V218H33ZM41 220H42V218H41ZM130 220V219H129ZM153 220V219H152ZM176 220V219H175ZM181 221H182V219H180ZM179 220V221H180ZM16 220H15V222H17ZM35 221V220H34ZM44 221V220H43ZM150 222H151V220H149ZM154 221V220H153ZM178 221V222H179ZM188 221V220H187ZM1 222V221H0ZM9 222H12V221H10V220H8V223ZM14 222V221H13ZM14 222V223H15ZM39 222V223H38ZM40 222H41V224H40ZM52 222V223H51ZM133 222V221H132ZM140 222V221H139ZM177 222V223H178ZM231 222V221H230ZM7 223V224H8ZM26 223H27V221H26ZM28 223H29V221H28ZM147 223H149V222H147ZM183 223V222H182ZM232 223V222H231ZM7 224H5V226L4 227H2V223H1V225H0V230L3 232V228H4V230L6 229L5 227H6V225ZM36 224H40V228H39V226H36ZM110 224H112L111 222H110ZM116 224V223H115ZM169 224V223H168ZM229 224V223H228ZM233 224V223H232ZM13 225H15V224H13ZM12 225V226H13ZM30 225V226H31ZM83 225V224H82ZM81 226V225H80ZM84 226V225H83ZM108 226H109V228H108ZM115 226V225H114ZM178 226V225H177ZM180 226V225H179ZM9 227V226H8ZM11 227V226H10ZM36 227H38L37 229H36ZM148 227V226H147ZM166 227L168 228V226L166 225ZM182 227H183V225H182ZM15 228H8V230H10V232L12 231V233L14 232V229ZM72 228V229H71ZM82 228V227H81ZM89 228H88V230H89ZM146 228V227H145ZM19 229V230H18ZM22 229V230H21ZM84 229H85V227H84ZM87 229V228H86ZM85 229V230H86ZM107 229H108V231H107ZM156 229H157V232H158V234L156 233ZM185 229V228H184ZM83 230V229H82ZM96 230V229H95ZM145 230H143L144 232H145ZM169 230H170V228H169ZM190 230V229H189ZM18 231H22L23 233H22V235H20V233L18 234L17 232ZM231 231V230H230ZM229 231V232H230ZM233 231V230H232ZM231 231V232H232ZM75 232V231H74ZM86 232H89V231H86ZM98 232V233H99ZM102 232H100L99 234H101ZM4 233V232H3ZM2 233V234H3ZM8 233V232H7ZM11 233V234H12ZM93 233H96V232H93ZM119 233V232H118ZM141 233V232H140ZM174 233V234H175ZM9 234V233H8ZM17 234H18V237L19 238H17L18 239V241H17V239H16V236H17ZM47 234H49V235H47ZM74 234V233H73ZM77 234V233H76ZM86 234V233H85ZM90 234V233H89ZM142 234H144V233H142ZM172 234V233H171ZM178 234V235H177ZM228 234V233H227ZM1 235V234H0ZM13 235V234H12ZM42 235H47V237H49V239H50V236L52 235L53 237H54V239H53V242H54V246L53 245H48V247H45L44 249H42L41 248V246L42 245H40V247L39 246H37V245H35V241H37L38 242V245L39 244H44V243H40V237L42 236ZM83 235V234H82ZM88 235V234H87ZM93 235V234H92ZM96 235H98V234H96ZM173 235V234H172ZM233 235H235V234H233ZM11 236V235H10ZM73 236H75V235H73ZM72 236V237H73ZM100 236V235H99ZM98 236V237H99ZM102 236V238L101 239H103L105 236H106V233L104 234V235H101ZM111 236L112 235H110V237L108 238L109 240H110V238H111ZM138 236V235H137ZM218 236V235H217ZM226 236V235H225ZM84 237V236H83ZM107 237V236H106ZM114 238H115V236H113ZM145 236H143V238H144ZM228 237V236H227ZM21 238V239H20ZM24 240H23V239ZM93 238V237H92ZM118 238V237H117ZM142 238V239H143ZM149 238V237H148ZM148 238L146 239V237H145V239L149 242V240H148ZM219 238V237H218ZM229 238H232V237H230V234H229ZM229 238H228V240H229ZM2 239H3V237H2ZM44 239V240H43ZM43 239L41 238V240H43V242L46 240L45 238H44V236H43ZM48 239V238H47ZM89 239V238H88ZM91 239V238H90ZM96 239V238H95ZM108 239H103L102 240V242H98V245L99 246H101L102 244H103V241H104V243H106L105 241H107ZM137 239V238H136ZM161 239H162V237H161ZM24 242H27V243H24V245H23V241ZM35 240V241H34ZM97 240H98V238H97ZM141 240V239H140ZM220 240V239H219ZM223 240V239H222ZM226 240V239H225ZM236 240V239H235ZM6 241V240H5ZM20 241H22L21 243H22V245H21V243H20ZM35 242L34 243V245L32 246L31 244H33V242ZM49 241V240H48ZM89 241V240H88ZM91 241H93V240H91ZM137 241H138V239H137ZM136 241V242H137ZM144 241V240H143ZM143 241H140L141 242V245H142V248H143ZM147 241H144V242H146V244H147ZM167 243H170V247H165L164 245H166V242ZM238 241H239V239H238ZM253 241V240H252ZM17 242L20 244V246H22V247H20L18 244H17ZM29 242H32L31 244L29 243ZM42 242V241H41ZM69 242H74V241H69ZM69 242H67V243H69ZM87 242V241H86ZM110 242H112V241H110ZM224 241H222V243H223ZM231 242V241H230ZM230 242H228V243H230ZM240 242V241H239ZM45 243H47L48 244V242L47 241H45ZM51 243V242H50ZM88 243V242H87ZM97 243V242H96ZM100 243V244H99ZM102 243V244H101ZM108 243V242H107ZM151 243V242H150ZM149 243V244H150ZM160 243V244H159ZM226 243H227V241H226ZM232 243V242H231ZM243 243V242H242ZM247 243V242H246ZM249 243V242H248ZM26 244H29V245H27L26 247H25V245ZM62 244V245H61ZM138 244V243H137ZM145 244V243H144ZM149 244H147V245H145V248H143L142 249V251H143V253H141V254H144V255H140L142 258H143V256H144V261H143V264H154L155 263V261H154V263L151 261V257L149 258V256H147V252L148 251H150L149 249V247H150V245ZM221 244V243H220ZM233 244H235V243H233ZM254 244V243H253ZM46 244H44V246H45ZM93 245V244H92ZM94 245H96V244H94ZM106 246H109L108 244H105ZM160 245V246H159ZM168 245V244H167ZM203 245H204V247H203ZM222 245V244H221ZM248 245V244H247ZM1 246V245H0ZM10 246V247H9ZM67 246H69V245H67ZM66 246V247H67ZM103 246V245H102ZM235 246H237L236 244H235ZM243 245H241V247H242ZM249 246V245H248ZM97 247V246H96ZM95 247V248H96ZM105 247V246H104ZM209 247V248H208ZM233 247H234V245H233ZM253 247V246H252ZM41 248V249H40ZM62 249H63V252L65 251V253H66V255H68L70 252H71V250L68 248V249H65V246L64 247H61ZM83 248H85L84 246H83ZM87 248H89V247H86L85 249H87ZM94 248V247H93ZM138 248V247H137ZM167 248V249H166ZM215 248V247H214ZM218 248V247H217ZM247 248V247H246ZM257 248V247H256ZM73 250H74V248H72ZM106 249H107V247H106ZM213 249V248H212ZM237 249V248H236ZM70 250V251H69ZM72 250V251H73ZM230 250V249H229ZM235 250V249H234ZM78 251V250H77ZM106 251V250H105ZM112 251V250H111ZM137 251H138V253H139V250L137 249ZM141 251V252H142ZM211 251L212 250H210V252L209 253H211ZM232 251V250H231ZM240 251H242V250H240ZM93 252V251H92ZM102 252H103V250H102ZM216 252V251H215ZM109 253H111V252H109ZM133 253H135V252H133ZM145 253H147V254H145ZM150 253V252H149ZM213 253V252H212ZM211 253V254H212ZM239 253V252H238ZM59 254V253H58ZM70 254H72V252L70 253ZM94 254V253H93ZM95 254H97V252L95 253ZM164 254H165V256H164ZM262 254V253H261ZM80 255V254H79ZM102 255V254H101ZM107 255V254H106ZM149 255V254H148ZM206 255V254H205ZM209 254L207 253V255L206 256H208ZM2 256V255H1ZM2 256V257H3ZM127 256H128V254H127ZM154 256H156V255H154ZM152 257V260H154L153 258H155V257ZM158 256V255H157ZM156 256V257H157ZM165 258H164V257ZM213 256V255H212ZM56 257L58 258V259H56ZM80 257H81V255H80ZM79 257V258H80ZM89 257V256H88ZM107 258H108V256H106ZM159 257V256H158ZM262 257H263V255H262ZM72 258H74V256H72L71 257V259ZM261 258V257H260ZM55 259H56V261H55ZM95 259V258H94ZM100 259V258H99ZM137 259V258H136ZM156 259V258H155ZM213 259V258H212ZM1 260H3L4 261V259L3 258H0V261ZM75 260H78V258H76ZM80 260V259H79ZM89 260V259H88ZM166 260H165V262H166ZM207 260V258H205V260L204 261H206ZM258 260H260V259H258ZM262 260V259H261ZM7 261V260H6ZM133 261H134V259H133ZM132 261V262H133ZM210 261L211 260H209V263H210ZM251 261V260H250ZM255 261V260H254ZM74 263H75V261H73ZM77 262H79V261H77ZM93 262V261H92ZM106 262V261H105ZM142 262V261H141ZM141 262H140V264H141ZM164 262V261H163ZM213 262V261H212ZM4 263V262H3ZM70 263V261L69 262H67V264H69ZM74 263H72V264H74ZM125 263V262H124ZM138 263V262H137ZM160 263V262H159ZM251 263V262H250ZM254 263V262H253ZM256 263V262H255ZM262 263V262H261ZM260 263V264H261ZM0 264H2V263H0ZM7 264H9V263H7ZM108 264H110V263H108ZM128 264V263H127ZM164 264V263H163ZM203 264H206V262L205 263H203Z\"/></svg>",
  "mask_w": 264,
  "mask_h": 264
}]
</instances>
